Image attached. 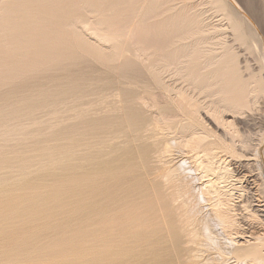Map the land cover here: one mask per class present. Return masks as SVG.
I'll return each instance as SVG.
<instances>
[{"label":"bare ground","instance_id":"6f19581e","mask_svg":"<svg viewBox=\"0 0 264 264\" xmlns=\"http://www.w3.org/2000/svg\"><path fill=\"white\" fill-rule=\"evenodd\" d=\"M109 1L113 2L112 0H109ZM109 1L108 0H0V141L2 139L7 138L9 134L12 135V133H13V135H15V131H17L15 136L19 135V133H20L19 131L21 129H24V128L26 131L21 130L22 131L21 136H24V139L22 137H20V135L17 136L16 138H15V136L13 137V136L9 135L10 136L9 138L12 137V138H15L16 140L14 139L13 140L14 142H13L12 138H11V140L8 138L7 140L9 142L8 143L4 142V143L7 144V146H8V144L12 141V143L17 145L19 142H21V140H20L21 138L24 141V140L28 139V136L30 134H32L33 138H35V139L37 138V140H38L39 135L35 134V131H37L36 128L39 129V127L41 125H44V123L47 122V121H45V118H44V116H45L44 111H47L46 116L48 118L51 117L50 119L46 118L49 121L51 120V123L53 122V120L56 122V118L58 120L59 115H60V118H62L60 113L61 112L64 113V111L68 112L67 110H71V114H73L72 110H73V112H75L74 119L70 118L71 120H75L76 119L75 117H77V116L79 117V119L82 118L81 116H82V114H84L85 110H83L81 108V105H79V104L77 105V103L79 101L77 103H75V102H76V100L80 99V96H82V100H83V96L84 95L86 96V94L90 93V90L86 86L88 85V83L91 82L90 76L91 77L93 76V78H94L95 75H92L93 73L90 74V76L89 75L85 76L83 74L84 75V80H83L84 83L81 82V80H79V78H78V80L80 81L79 83H83L84 85H85V77L89 78V79L87 78V80H88V82L86 83L87 85H85V86L83 85L84 87H86L88 89L89 92L86 93L87 89H85L86 90L84 92L85 94L83 93V95H81L80 91L82 93V91H83L82 87H79V84H77L78 83L77 77H80V76H77L80 73V72L78 73L79 70L76 71L78 73L77 75L75 73L76 69L74 70V72H71V73L75 74V75L72 74L73 76H75V77L77 76L75 79L77 82L76 81L73 82V80L70 81L67 78L68 76H69V78L71 76V73H68V71H67L68 76L65 74V76H67L66 77L67 79H65V76L63 75L64 79L60 78V79H55V81H53L55 77L58 78L60 76H58L56 74L58 76L57 77L55 74H51L53 76L55 75V77L52 78L53 82H51L50 81L51 79L48 78L51 83L47 80V82L45 84H47V83L48 84L53 83V84L50 86L46 85V86H48L46 88L44 83H43V80L45 78H47L48 75H47V77H46V75H44V77L37 76V74L43 73L42 69H40L39 73H38L37 68H36L37 65L38 64H39V66L41 65L43 68V71H44V69L48 66V61H49L50 66H52L50 62H54L55 65H57V69H54L55 67H52L53 70H51V71L59 70V69L62 70L61 68L66 64L65 59L61 57L62 52L64 54L65 52L67 53L69 51L71 54L72 53L75 54L73 51L76 49L75 52L78 51L77 54H79V52L81 50H82L81 52L83 53V49H81L79 47L80 44L82 45V47L86 51H87L86 48H89L88 49L89 55L85 50H84L83 54L80 52V55L82 54L81 56H84V54L86 55V53H87V57H85V59L90 58L88 56H91L90 54L93 52H94V54H96L97 51L103 52L104 49L100 46V45L103 46L102 43L96 44L94 42H90V41H88L89 37L87 36L88 38L86 40L85 39L86 35H85V37L83 35V34H86L87 32L93 31L94 28L98 33V34L93 33V34H95V37L99 36L98 38H100V37L102 38V39L101 38L100 39L92 38L95 40H99L98 42L104 41L107 43V41H108V43H109V41H112L115 39L113 37L117 36L120 38L121 36L124 37L127 35V39L129 40L130 38H132L134 43L132 42V40H131V42L135 45L136 39H137V37H135V36L138 34L140 35L141 30H140V33L139 32L137 33L135 31V30H137V28L136 27L134 28V26H131V29L128 28L127 29L128 31L127 30L126 31L132 35L121 34L120 32H118V30H122V29L124 30V28H126L125 26L128 25L127 24L128 21L130 19L135 20L137 18L136 14L137 15H138V13L140 14V12L144 11V9H145L144 16L142 15V13L140 16H142L144 20H146L148 18V21L143 22L142 20H140L144 24H141V22L139 23V24H141V27H142V25L144 26L143 27L144 35H143V33H141V35L138 36L143 40H141L140 43H138V41L136 43L137 47L139 48L138 50L140 52L138 51V53H136L137 49L135 50L133 48L134 46H132L133 44L130 41L129 42L132 45L131 46L128 45V47H130L132 50H135L134 51L135 56L139 55V53L141 54L142 53L141 51H143L145 54H148L147 58L151 59V60L148 61V59H147L148 62L145 61L146 62L145 65H147V63L150 65L151 68L148 67L149 68L148 71L150 69H152L153 72H151V71L150 72L153 74L151 75V73H148V71H143V72L144 73L147 72V74H149L151 76V79H152L153 75H154L153 80L159 79L161 77L160 75L164 76L165 73H166V76H168L167 72H169L170 73L169 75L172 74L173 76H175L177 78L179 77L181 79V80L179 79L181 81V82L180 81L179 82L181 83V85H183L180 88L181 91H182V88L184 89V82L186 84V81H188L187 82L188 85L190 84L189 87L192 86V88L198 92V94H197L198 97H199V94H203V95L205 94V96L210 98V101H209V99L206 97L208 99V101L210 102L208 104H210L211 107L214 108V110H212V111L215 114L216 113L219 114L218 112L220 110H223V109L228 110V112H227L228 114L230 111H232V114H233L236 111H239L241 108H242L243 113H244L243 106L245 104L244 107L246 108V105H247L246 104L247 98L245 95L246 94L245 88H246L247 92H249V93L252 92L251 95H254V99H256L257 96L259 97V95L255 96V94H253V92H257V94L262 92V88H261V85L259 84L258 80L263 81L264 79H261L260 74H258V76L260 77V79H259V77L257 76V72H256V74H254L252 71L251 72L249 71L250 74L252 73L253 75H256L258 79L252 80V78H255V77H253L252 74L251 75L247 74V75L251 76V80H250L249 76L248 77L246 76L247 80L249 78L248 81H254V82L253 83L251 82L252 84H251V86H249L250 84L247 81H244V82H247V85L243 86L244 82H243L242 78L245 76L243 74L242 75L243 77H241L239 74L241 72L238 71L239 64H240V62H239L240 59L238 60V58H239L238 56H240V55H238L239 52H236V50L234 48L236 46H233V45H237V44L231 43L232 45H230L229 43H227L228 41L225 38V36L227 35L225 31L231 29L232 31L230 30V32H233L232 34H233V38L235 39L234 41L239 42V44H238L239 47L244 46L247 48L246 50H251L250 51L251 54L254 51L255 55L257 54L258 47L260 48L259 37H258L259 35L257 34V31L253 27V25H254L253 22L241 13V10H240L241 8H239L240 6L237 5L238 3H235L236 0L235 1L234 0H232V1L231 0H210V4H209V1L206 0V1H208L206 3H208V6H209L208 9L210 11H211V8H213L212 10L216 11V12L212 11L213 13L215 12L216 15H217V13H218V15L220 13H222L223 14L222 19L227 20L228 24L226 26H229L230 29H227L225 26H224L225 29L222 28L223 26L219 28V29L222 28L223 30L217 29L218 27H216V26H218V25H216L215 23H213L214 26H211L210 23H212V22L209 19V18H211V15L208 18V16L206 15L207 11L205 12L203 9H202L203 11L199 9L201 6H203L205 0H203V3H201V1H200V3L202 5L200 7H198V9H197L195 4H191L192 2L194 3V1H192V2L190 1V3H189L188 2L189 0H151V1L147 0V2H149V3L146 6V2H145L146 8H144V6L141 7L143 5V2L142 3L140 2L141 4H139V2H138L140 9H139L138 5L135 4L136 6H138L136 8L133 4L134 7H131V6H129V7L136 8V9H134V11H133V9L129 8L131 11H128L129 9H127L126 13H124L122 15H119V13H120L119 11H121L119 9V5L117 4V6H118V7H116L118 10L117 11L116 8L115 9L113 8L116 5L111 6L112 4L110 5ZM175 1L176 2L178 1L177 3H175V4H177L176 6L174 4ZM179 2H181V3H179ZM119 3H121V2H119ZM178 3L180 4V6L178 5ZM128 5H130V4L128 3ZM78 6L80 8H81V6H82V8H84L83 11L81 8L82 12H84L86 10L87 13H89L90 15H94L95 17H97L96 19L94 17L95 20H94V22H92L93 16L92 17L89 16L92 20V21L91 20L90 21L93 23V26L95 24V27L92 26L93 30L89 29L90 31H88V30L84 31L86 33H84L82 31L83 29L85 30V26L87 27L88 25L90 26V28H92L91 25L89 24L91 22L85 20L84 25H83V21L80 22L84 26L83 29H81L82 26H80V28H78L79 26L77 25L78 26L77 28L79 29L77 31L76 23L77 24H79V23L77 22L78 20L75 21L76 18H73V16L81 15V14H79V13L76 14V12H79L80 9L78 11H77V9L76 10L74 9V11H73V8L74 7L78 8ZM197 6H199V5L197 4ZM210 6H211V8H210ZM121 8H124V7H121ZM125 8H127V7L125 6ZM203 8H205V7L203 6ZM137 9H139L140 11H138ZM209 10H208V14H213L212 12L209 13ZM72 11L75 13H73ZM81 11H80V13H81ZM132 11H133V13L136 11L134 13V15H133ZM123 12H125V10ZM71 14H73V16ZM74 14H76V15H74ZM132 15L136 18H131ZM205 15L207 16L206 19L208 22L205 21ZM140 16H139V18L142 19V17H140ZM158 17H161L163 19H161V21L159 22V21H157ZM71 18L75 19V20H73L72 23H71V21H72ZM139 18H138V20H139ZM77 19H79V18H77ZM153 19H154V21H153ZM87 20H89V19L87 18ZM150 20H152V21H150ZM212 20H213V17H212ZM225 20H223V21H225ZM204 21H205V23L210 22L208 24L210 26L206 25L204 23ZM74 22H76L75 26L72 25ZM85 24H87V25H85ZM120 24L122 26L125 24L126 25L121 29V28H119ZM147 24H148V26H147ZM218 24H220V22ZM67 25L68 26L70 25L69 27L73 26L70 29L67 27L69 29L68 30L69 32L74 31L73 29H76V31H77V32L75 31L76 35L74 34L73 37L75 40L77 38L78 42H80V43H77V44H79L78 46L76 45L77 41L75 43H74V41H73V43H68L69 40H70V42L72 40H74V39L71 40L69 38L71 36V34H73L74 32L68 33V35H67V31H66L67 28L65 27ZM89 26L87 28H89ZM96 26L99 27V29H98L99 31L97 30L98 27H96ZM122 26H120V27H122ZM138 28H140V25L138 26ZM140 29H142V28H140ZM81 31L83 32V34ZM223 31H224L225 35H224ZM134 32L137 33L136 35H134V37L136 39L133 37ZM63 34L67 35L68 38H67V36L65 37V35L63 36ZM149 34H151V36ZM59 35L60 36L62 35V37H60L62 39H59V37H58ZM90 35H92V33ZM129 35L131 36L130 38H129ZM75 36H76V38H75ZM64 37H65V40L63 39ZM73 37L71 36V38H73ZM82 37H84V38H82ZM90 37H92V36H90ZM117 37H116V39H118V40L116 41V39H115L112 42L116 41V43H117V42H119V40H121ZM104 38H105V40H104ZM109 38L110 39L113 38V39L109 40ZM125 38H122V42H121L122 46L121 45L119 47L117 46L118 49L120 48V51H119L120 54H121V47L123 49V47L127 43V41H126V43L123 44V42H125ZM106 39H107V41H106ZM60 40H64V41L67 40L68 42L66 41V45H65L63 43L64 41L61 42ZM47 43H49V44H47ZM57 43L58 44L63 43L62 44L63 47L61 45H60L61 46L60 47ZM54 44H55L54 48H57L56 46L60 47L59 49L57 48V50L55 49V51L53 50L56 53L55 54L56 57H57V53L59 52V50H60V52L62 51L61 53L59 52V55H60L59 58H55V60L58 61L60 65L56 64V63H58L56 61H52V60L50 61V59H51L50 56L52 57L54 55V52H52L53 47L52 46L50 47V45H54ZM67 44H68V48H70V49H71V47L74 46L73 44H75V46H77V47H75V49L73 47L71 49L72 50V52H71L70 49L69 50L65 49V48H67V47H65V46H67ZM70 44H72L71 47H70ZM117 44L119 45L120 42ZM46 45H49L48 46L49 48H47ZM110 45H106V46L108 47ZM115 45H113V43H112L111 46L114 47ZM61 48H62V50H61ZM130 48L128 49L129 51L124 50V52L128 51L127 52L128 54L130 52V54L132 55V58H133L134 55L132 53H134V52L131 50L132 51V53H131ZM236 48L238 49V47H236ZM256 48H257V50H256ZM111 49H112V52H110V50H108V51H106V55L104 54V52L103 53L99 52V53L104 54V56H106V58H108V61L111 59L113 60V58L116 59L115 57L117 55L116 54L117 50L113 49L112 47H111ZM125 49H127L126 46H125ZM89 50H91V51H89ZM114 50H116V52H113ZM56 51H58V52H56ZM258 52L261 53L260 51H258ZM66 53H65V55H66ZM70 53H67V54H69V56H70ZM144 53H142V54H144ZM50 54H52V55H50ZM77 54H75V55L77 56ZM94 54L92 57H94L96 60H99V61L101 59V62L104 63V65L112 64L114 67H120L119 64L118 65L114 64V60H113V63L112 62L110 63V62H107L106 61L107 59L105 58V61H106L105 62L102 54H101L102 57L100 54H98L97 57H99V55H100L99 59L96 58V55H94ZM130 54H129V56L126 54L127 57L131 58ZM80 55H78V56H80ZM257 55H259V54H257ZM118 56H120V55H118ZM135 56H134V59H137L138 57L136 56V58H135ZM142 57L140 55V58H138V59L142 60ZM257 57H259V56H257ZM260 57H261V55H260ZM260 57H259V59H260ZM17 58H20L21 60H23V59H26V60L25 61L16 60ZM60 58H62V60L64 59L63 61H65V62H62V63H64L63 66H61V63H60L61 59ZM73 58H75V57H73ZM73 58H70V59H73ZM81 58L84 59L83 57H81ZM81 58H78V59L75 58L74 61H77ZM130 58H127V59H130ZM52 59H54V57H52ZM67 59H69V57H67ZM120 59H122V57ZM120 59H119V61H120ZM92 60H94V59H92ZM140 60H139V62H140ZM145 60H146V56H145ZM6 61H8L7 64H6ZM117 61H118V57H117ZM259 61H261V60H259ZM84 62H86V61L84 60ZM88 62H89V60H88ZM97 63H98V61H97ZM118 63H121V61ZM125 63H126V61H125ZM125 63L123 60L122 64L124 65L123 66L124 69L121 66V70L123 69L122 70L123 72H124V70L126 71L127 68L130 70L133 68H137L136 66L138 64L137 63L134 65H131V63H129L130 66H134L133 68H130V66L127 65V63H128L127 62L126 63L127 68H125ZM143 63H144V60H143ZM43 64H45L44 66H46V64H47V66L44 68ZM68 65H69V63H68ZM76 65H78V64H76ZM60 66H61V68H59ZM240 66H241V64H240ZM65 68L67 70H69L67 67H65ZM75 68H78V67H75ZM138 68H141L142 70H147V69H145L146 67H144V69H143V67H141V66L139 67V65H138ZM11 69H13V71H12L13 75H11L12 73L9 74ZM18 69L20 70L19 74H18ZM46 69L48 70V68H46ZM66 69L62 70V72L64 71L63 73H65ZM86 69H88V68H86ZM241 69L242 68H240V70ZM108 70H110V69H108ZM121 70H120V73H121ZM142 70H140V71H142ZM69 71H71V69ZM72 71H73V69H72ZM123 72H122V75H123ZM46 73H48V72H46ZM140 73H142V72H140ZM147 74L145 73V75H147ZM9 75L14 76V77H10ZM34 75L37 76V79H38V77L40 79H43L41 82L43 84L39 83L40 85L44 86L43 87V86L39 85L40 87H43V88H40V87L38 88V85H37L38 89L36 88V90H32L36 86L35 85L32 89L29 88V89H31V91H28L27 90L28 88H26L27 91H23V89L20 91L18 89L20 94H18L16 92L17 90L14 91V88H13L12 91H14V92H10V94L3 96L4 95L2 92L3 87L5 86V83H7V81L10 78H12V79L13 78L23 79L22 77L27 76L29 78L24 79V81L25 80L27 81L31 77H34ZM109 75H110V73H109ZM109 75L106 74L107 77ZM119 75L121 76V74H119ZM149 75H148V77H150ZM172 75H171L172 79L170 78V76L167 77V79L168 78H170L171 80L175 79L172 77ZM106 76H104V77H105V81L107 84L103 80L104 77L103 78L101 76L100 77L102 78L101 80L104 81L105 86L106 85L108 86V82H107L108 79L106 80V78H107ZM110 76H109V79H110ZM115 76H116V74H115ZM115 76H113V77H115ZM166 76H164L163 79H165ZM81 77L83 78V76H81ZM96 77H99V76H95V78ZM100 77H99V79L97 78L98 79L97 82H95L96 79L95 80L93 79V81L95 83L93 81L92 82L94 84H97L98 82L100 83L101 82ZM124 77H126V79L129 78V76L127 77L126 74ZM140 77H142V76H140ZM120 78H123V77L121 76ZM135 78H137V77H135ZM115 79L116 78L112 79V82ZM124 79H120V80H124ZM148 79L150 80V78H148ZM183 79L186 81H184ZM31 80H30L31 83H33V85H34V81L32 78H31ZM137 80H140V79L137 78ZM137 80H134L136 84L138 82ZM145 80H147V79H145ZM159 80H158L159 83H161L162 79H159ZM171 80H167V81L170 82ZM244 80H245V78H244ZM28 81L25 83H28ZM108 81H111V80H108ZM129 81H127L125 83H128ZM147 81H145L146 86L150 84L151 80H150L149 84H146ZM156 81L157 80H155L154 82L152 81V82L155 83ZM164 81H166V80H164ZM164 81H162V82H164ZM167 81H166V83H169ZM177 81H178V79L176 80V86L179 85V82H177ZM11 82H13V81L11 80ZM11 82H10V84L12 85L14 82L13 83H11ZM21 82L22 81H20L18 83L17 88L19 87V84ZM25 83H24V85H22V83H21L20 84L21 87L22 86L25 87ZM31 83L29 82L28 84H31ZM118 83H119L118 80H117V82L110 83L112 85V86H109V87H111L110 90L113 89L112 87L114 84H117V85L122 84L124 86V84L121 83V81L119 84ZM132 83L133 84H131L130 87H126L125 90L130 88L133 91L135 89V87H134L135 83L133 81H132ZM139 83H141V81ZM159 83L158 84L155 83L156 85H158V86H156V87H158L157 88L158 90L160 88L159 86H161ZM174 83L170 82V86H167L168 84L164 85L165 83L164 84L162 83L164 86L163 85L161 86L160 89L161 90L163 89V90L162 91L160 90V91L163 92L164 89L166 88L167 92H166V90H165V92L167 94H169L168 93L169 91H172V92H170V94L176 93L177 90H175V89H177V88L170 90V88L173 87V86H171V84L174 85ZM14 84H17V83H14ZM35 84H37V83H35ZM128 84H130V82ZM262 84L264 87V83H262ZM101 85L102 84H98V86L100 88H101ZM142 85H141V87H142ZM31 86H32V84H31ZM91 86H93V87H89V88H91V89L96 88L97 89L96 92L98 94V91L100 89L96 87L97 85H95V87H94V85L91 84ZM114 86H116V85H114ZM125 86H126V84H125ZM149 86H147L148 90L151 89L150 93L152 92V94H150L148 91L149 96L148 95L146 96L147 91L145 93L142 92V93H144V95L142 93H139V95L134 94V93H137L138 89L140 92V90L143 88V87L142 88L139 87V85H138L139 88L136 85L137 90L135 89L136 92L134 90L133 91L134 93H132L131 90L129 89L130 91L127 90V91H129V93H127V91H126V93H127L126 94L125 90H123V92L125 93L124 94L125 98L127 99L126 100L127 102H125V104L126 103L128 104V106H127L128 109L126 108V106H123V107H125L124 108L125 110H124L123 107L121 106V108L117 109V110H120V111L124 110L125 112H127V115L129 116V113L133 114V113H137V111L139 112L140 109L137 110L139 108V105H143V107H145L144 105L148 104V105H151L150 109H148V111L153 112L152 110H154V114H157V112L155 113V108L153 106L158 107L159 111H160V107H162V105H163L162 101H158V99L160 100V97H158V95H160L162 97L163 96H169V95H162L165 92L161 93L160 91H159L160 92V94H159L158 90L156 89L157 90L156 92L158 93V94H156V96L158 98L157 99L156 96H153L154 92L152 91V89H153L152 86H151V88H149ZM165 86H167V87H165ZM248 86L250 87L249 89H247ZM24 87H22V88H24ZM121 87H119V88L121 89ZM187 87H186V89L183 90L184 92L187 89H189ZM79 88L81 90L78 93L77 91L79 90ZM116 88H117V86L114 89L116 90ZM144 88H146V87H144ZM167 88L169 89V91ZM76 89H78V90L76 91ZM95 90L94 91L92 90L91 93H93V94L96 93ZM117 90H118V92H117ZM117 90H116V92L119 93V91H120L121 96H117L118 94H116L115 91L113 92V90H112V92L116 94V95L114 94L116 97L114 96V98H113V103L116 104V106L113 104V106H115L114 109L116 107L118 108L120 106V104L122 103L120 101H122V99L124 100V97H123L121 100H119V102H118V100L115 101L116 98L119 99V97L124 96L123 93L121 92L122 89L119 90L117 88ZM142 90H144V89H142ZM190 90H189V92H190ZM259 90H260V92H259ZM181 91H178L177 93H179ZM99 92L102 93V94L99 93L102 96H104L106 94L105 92H102L101 90ZM106 92H109V90L107 89ZM112 92H111V94H112ZM184 92L183 93L181 92L179 94L176 93L177 98H175V99H177V100H175V101H178V105H177L178 108L174 109V110L177 113L182 112V111L185 112L187 114L186 117L188 119V116H189L188 114H191L189 116V118H191V116H193L197 112H199V114H200V111H196L197 110L196 105L201 103V104H203V105H201V106H203L201 108H204L206 105V103H205L206 100L204 102L205 105H204V103H202L204 98L201 100L200 103L196 102L199 100H195V102H196V104H195V102L192 101L193 99H195V98H192L194 96V94L192 95V97L190 96V98H192V99H189L187 97V93H184ZM189 92H188V94H190ZM192 93H194V92H192ZM76 94H77V97L80 94V96L78 97L79 99H77V97L75 96ZM97 94H96V97H97ZM111 94H109V97L112 96ZM141 94H142V96H141ZM263 94H264V92H263ZM205 96H203V97H205ZM262 96H264V95H262ZM86 97L88 100V95ZM86 97H85V99H86ZM89 97H91V96H89ZM93 97H95V94ZM148 97H151V98L149 99ZM195 97H196V93H195ZM251 97L253 98V96H251ZM108 98L105 102L107 104H109L108 105V107H109L112 102H110L111 100L109 101ZM164 98L161 100L165 101L168 97H166L165 99ZM170 98H171V95H170ZM170 98H168V99L170 100ZM96 99L98 100V97ZM96 99H93V100H96ZM109 99H112V98H109ZM186 99H188L189 102L191 100V102H194L195 105L189 104L186 101ZM196 99H198V98L196 97ZM93 100L91 98L90 102H92ZM99 100H101V98ZM99 100H98V102H99ZM103 100H101V101L103 102ZM132 100H134V101H132ZM149 100L152 102H150ZM169 100H167V102H166L168 105L165 103L166 104L165 106H167V107L170 105L169 102L171 100L170 101ZM101 101H100V103H101ZM107 101H109V102H107ZM114 101L118 102L120 104L117 106V103H115ZM164 101H163V103H164ZM42 102H45L44 104L47 103V105H45L47 108L44 106V108H46L47 110L44 109V111H43V110H41V107H43V106L39 107L42 104ZM80 102H81V99H80ZM85 102L82 101L81 103L83 104ZM93 102L95 103V101H93ZM105 102H103V104L101 103V106L104 107ZM148 102H150V104ZM174 102L172 100L171 104H174ZM256 102H257V100H256ZM133 103H134V105L136 104V106H138V108L136 106H134V107L132 106L133 110H131L130 109L131 104H133ZM175 103H177V102H175ZM38 104H40V105L38 106ZM95 104H98V106H99L98 108H100L99 103H95ZM107 104H105V108H106ZM249 104H251V103H248L247 108H249ZM91 105H93V104H91ZM121 105H123V103ZM37 107L40 108V110L43 111L44 113L41 114L42 112L40 110H38ZM82 107H83V105H82ZM86 107H85V109H86ZM93 107L91 106L89 108V105H88V108H87L88 110L85 113L87 114V112H88L89 115H90V113H93V114H95L94 116L97 115L98 118L97 117L94 118L91 116L93 119L91 118L92 120L90 119L91 121H89L88 118L90 116L85 115V116H87V117L89 116V117L88 118L86 117L87 119L85 121H83V125L81 128H79L75 124V122L77 123L78 120L77 121L75 120V122L74 121L70 122V119H68L70 115L66 114V116H68V117H64L65 114H63V113H62V115H63L62 119L63 120L65 119V121L60 119L62 122L59 120V123H63V122L64 123L63 124H55V122H54L55 125H58L59 128L60 127L62 128V129L60 128L61 131H59L60 129H58V131H55V129L57 130L56 126H54L56 128H54L52 126L48 127V125H51V123H49V121L46 123V124L49 123L46 127L50 128L52 131L50 132V129H48L49 131L47 132V130H46L45 132L47 134H50V136L52 135L51 140H49V141H52L53 143L52 142L49 143L48 140H46L45 143L46 142L49 143V146L52 148L51 152L53 155H54L53 148L56 149L58 147V149H59L58 143L61 145V143H60L61 141L59 139L55 138V136L56 137L65 136L64 137L65 139L63 138V140H65V141H62V143L63 142L72 143V146H71V144H65V143H63V144H65L66 146L70 145L71 148L72 147H73V149L75 148L76 151H78L77 149L82 148V147L86 148L85 141L88 140L87 138L89 136L90 137L92 136V138H93V136H94V138H96V136L97 137L99 136L101 131H98V129H101V125L105 126L106 123L104 125L103 122L108 121L107 119H109L110 117L107 114H105L106 116L104 115V113H103L104 108L101 107V109H103V110H101L103 114L101 112L100 113L103 116H101L102 118L101 117L99 118L98 114H96L97 112L95 111L97 109V107H94L95 108L94 112H96V113L93 112ZM163 107H164V105H163ZM172 107L173 106L171 105V107H168V108H172ZM198 107H199V105H198ZM36 108H37L38 112H37ZM110 108L109 109L111 111H113L112 106H110ZM151 108H153V109L151 110ZM164 108L162 109V111L164 110ZM206 108H207V106H206ZM206 108H205V111L207 110ZM209 108H210V106H209ZM213 108H210V109H213ZM250 109H251V107H250ZM242 110H240V111H242ZM35 111H36V114L41 112L40 113L41 116L40 115H38V116L39 117L43 116L42 121L37 119L38 116L35 117ZM89 111H90V113H89ZM124 111L120 112L121 115H123ZM143 111L148 112L147 108ZM143 111H141L142 113L141 112H139V113H141L143 115ZM162 111L159 114H157L158 116H157V118L155 117L156 119L153 118L154 122H152L151 119H148V121L150 120L151 122L149 123L148 121H146V124L149 123L146 126L144 125L145 124L144 120L147 119L148 117L143 120V117L140 115L142 117L140 119L143 120L144 124L142 122L138 121L139 120V118H137L138 116L133 117L134 115L133 116L130 115V117H129V119L133 117L131 120L132 122L129 120L131 122V124H129V125L131 126L132 129H135L137 132V131H141L143 128H144V130H146L145 128L149 127V129H152V131L156 135V137H155L156 142L158 141L157 138H160V140L165 138L164 139L165 141L162 140L161 143L157 142V143L150 144V141L147 139L149 141V143H148L149 146H147L148 145L147 144V145H145L147 147H144V145L142 146L143 143H141L142 147L139 145L140 146V148H139V146H138L139 142L137 143L138 138L134 137L132 139H136L135 141L137 143V147L136 146L135 147L139 148V149L133 148L134 146L132 147V143H130L131 144L130 147H129V145H128V147L126 145V147H124V148L122 147V149L117 150L115 147L116 143H115V145L113 144L114 146L111 144H109V146H106L107 144L103 142L106 140V138L105 139L103 138V140H101L103 142L102 144H101V142L100 143L96 142V144L100 145V146L98 145L99 146L98 151H99V148H101V145L103 146L99 152L93 151V149H94L93 146L96 145V144H94L95 143L94 142L93 144L90 145L91 148L93 147L92 150H90V151H93L95 153L89 152V151H85L86 153H84V150H83L84 155L81 152L83 156L80 155L81 153H79L78 156L82 157V159H81L82 162H80V160H78V158H77V161H75L76 163L78 161L80 162V165H79V163H77V165L79 167H76L77 165L74 164L75 162H73L76 159L77 155L74 156L75 159L73 161L70 160V158H69L71 164H69V162L64 161L67 159H62L61 161H59L60 162L58 164L59 166H61L60 164L67 166V168L62 167L63 170L65 169L64 172H66V175H64V173L61 171L62 168H59V166L57 165V162H58L57 160L59 159V156H60L59 155L60 153L58 151V155H57L58 159H56L57 162L54 163V165L56 164L55 166H58V170H55L53 172V169H52V173H55L57 171H61L63 173L64 177H63V175H61L60 172H58V173H60L61 178L59 176V178H60L59 179L57 177V175L53 174L57 178V180H54L55 177L52 176V174H48V176L50 175V181L54 177L52 182H47V181H49V180H47L49 178L47 177V179H46V175H45L48 173V171H47L49 168L48 166H51V165L47 164V162L49 163L48 159H47L48 161L45 160V161H47V162H45L46 165H48L47 170H46L47 173L43 169L46 167L44 161H42V162L40 161V162L44 163L43 165H45V166L43 168H38V169L34 168L35 167L34 165H36V163L39 162L37 159H36V161H38V162L35 163V161H34V164L31 163L32 162L31 152L33 150H37L35 152L34 151L32 152V154L35 155V156L33 155L34 158L35 157L37 158V155H38L37 152L42 147V146L38 145V146H40V148L39 147L36 148V145L32 143L33 145H35L34 146L35 149L33 147V148H31L33 150L30 149L27 152V153H29L31 151L29 157L27 156L28 154L25 153L26 154L25 159H24L25 161H24V165L22 167L26 166L28 168V166L32 164L33 165L32 168H34L35 170L39 171L40 169H42V171L45 172V173H42V171H40L42 174L45 175V178L42 176L40 179L35 178V180H34L33 178L35 176L34 175L35 173L33 174L34 176L32 177V175H29L30 171L28 170L29 172H27L28 173L27 176H30V179H33V180H29V179L25 180V175L22 176L20 174V176H22V178L24 177L23 179L25 181L21 179V181H23L21 183L18 180L20 184L18 183V184L14 185V183H16V180H15V182L12 184L14 186L11 185L12 182L8 183V184H10V186H9L4 182L6 180L8 181V179L4 180V178L3 179L1 178V177H4L5 175L0 174V203H1V205L5 204L3 201H6V199H7V201L11 200V202H12V200H13L14 203H17L16 200H18V199H15V197L13 196L16 194V189H17V187L15 188L16 185H18V187H20L21 189H24V186H27V187H25L26 189L23 190L24 193L26 190H31V191L37 190L38 193H41L40 190H42V192H43V188H44V192H45V188H47V187L49 188V190L50 189L53 190V188H55V187L57 188V186L58 187L59 186L64 187V185L66 184V181L71 183V185L73 184V186L75 188H76V186L79 187V189L77 188V193H74V195L70 194L71 197L74 198L73 201H71L72 203L75 201V197L77 196L76 202L74 204V207H75V205H76V207H75V209L73 207L72 210L75 214L77 211H79V213H78L79 217L78 218H80L81 227H83V226L86 227V229L89 230L88 233H90V235L94 236V238L96 237L95 240L90 238V240L94 241V242H92V243H94V247L92 246L93 244L91 243V246L93 247L94 252H93V250L89 249L90 247L88 246L89 248H85L86 254L83 253L85 251H83L84 245L82 243L83 249L82 248L78 249V250H81V252H79V251L76 252L75 251L76 249H75L74 251L76 252V255L75 254L73 256L71 255V257H70V254H72L74 251L69 252L70 254H68V253L66 254L65 252L67 250L66 251L64 250L63 253H65L67 255V257H65L64 255L62 257H64L65 259L64 258L60 259L59 258L60 255L57 252L56 255H59L57 257L61 260V262H59V260H55L54 264H56V261L58 264H60V263H62V264H87V262H88V264H90L91 262H92V264H93V262L96 264H264V187H262L263 184L260 185V184H257V182L252 181V179L250 180V178L252 176L249 177L248 174H246V173L244 174V173L240 172L237 168L233 167L234 165H236V163H234V161H239V159L233 160V158L236 159L235 156H238V155L240 156V153L238 151V148H239L238 146H241L240 149L242 147H246V148L248 147L247 149L244 148L245 150L252 148V147H249L250 144L246 140V138H249V137H247L245 135V138H244V133L242 134V132L239 131L240 128H237L238 125L236 126V124H238V123H236V121H237L236 116L237 115L234 116L235 114H233L234 118L232 117V119L229 120V119H226L227 117L224 118V116H225L224 114L222 115L223 117L220 114H219V116L215 117V116H212L213 114L206 113V114L202 115L203 119L200 118L201 120H203V121L200 120L201 123H200V121H199V123H196L199 120V118L197 119V116H199V115H196V118L194 117V119H192V120L197 119V121L195 123H194V121L192 123H188L191 120L190 119V120L186 121L189 125H187V123L185 122L187 126L185 125L184 128H183V125L181 126L182 128H180V126H178L177 128H179L181 130L178 129L179 133L178 132L177 133L181 134V136L177 137V133H176V134H174V136L176 135L174 137L173 135L168 133L169 131L171 132V130L168 131V129L169 128L171 129L172 127H170V125L174 126L172 123H175L177 120H179V118L177 117L176 118L177 120L176 121L174 120L175 122L174 121L172 122V119L170 120V118L176 117L175 114H172L173 113L172 109H171L172 112L169 110L168 112L164 113V111H163V113H162ZM205 111L203 110V113ZM206 112H209V111L207 110ZM105 113L109 114V110H108V112H105ZM192 113H194V114H192ZM220 113L222 114V112H220ZM240 113H239V115H240ZM93 114H91V115H93ZM125 114L126 113H124V115ZM207 114H209V116L211 115L212 118H210ZM115 115L117 116V114H115ZM115 115L113 114L111 116L115 117ZM145 115L148 116L149 114H145ZM177 115L180 116L181 114H177ZM183 115H182V117H183ZM241 115H242V113H241ZM107 116H108V118H107ZM126 116H125V118L128 119ZM151 116H149V117H151ZM154 116H156V115H153V117ZM230 116H231V114H230ZM24 117L25 118L27 117L28 118V119L26 118L27 120H29V118L32 120L37 119V121H39V122L41 121L43 124L38 122V124H40V125L35 128V126L33 127V124L34 125H37V124L32 121L33 124H30L31 127L27 126V129H26V126L23 125L24 128H22L23 123L20 124V122L26 121L24 119ZM52 117L55 119L52 120ZM72 117H73V115H72ZM66 118H67L68 122H70V123L67 122V124H65V122L67 121ZM123 118H121V122L123 120H125V118L124 119ZM214 118H217V119L214 120ZM133 119H134V121H133ZM100 120L103 122L101 123ZM109 120L112 121V122H109L110 124L112 123L111 124L112 126L116 125L113 128L118 127V128H116L117 130L119 129V130L124 131V133L122 131H119V130H118V132L116 131L117 132V133L115 132V134H117L116 136L114 133H112L115 137H117L119 134L117 139H119L120 136L122 137L121 134L126 135L125 134L126 131L124 130V128L122 126L126 127L127 125H125V124L130 123V122H128L126 120L127 123H125L123 125V122H122V124H121V122L119 123V121H120L119 119H118L119 120L118 123H116V124H115V119H112V120L109 119ZM168 120L171 121V124L168 122ZM216 120H219L218 122H220V123H217ZM37 121H35V122H37ZM182 121H183V119H182ZM184 121H185V119H184ZM178 122L181 123V121H178ZM28 123H27V125H29ZM56 123H58V122H56ZM109 123H107V124L109 125ZM113 123H114V125H113ZM168 123L170 125H167ZM180 123H178V124H180ZM118 124L122 125V126H119ZM111 125H109L108 127L112 128ZM20 126H21V129H20ZM99 126H100V128H99ZM103 126H102V128H103ZM168 126H169V128H168ZM174 127L176 128V126H174ZM207 127H209V129ZM105 128H107V127H104V129ZM201 128H204V129H201ZM18 129H19V131H18ZM104 129H102V130H104ZM149 129L147 131L151 132V130H149ZM106 130L109 131L111 129H105L104 131H102L103 133H105V135L101 134L103 137H105L106 134H108V133H106ZM113 130H115V129H112V131ZM126 130L128 131V129H126ZM166 130H167V135L170 134L171 137L165 136ZM202 130H204V131H202ZM40 131H41V129H40ZM160 131L164 132L163 134H162V132L160 133L161 136L159 135ZM200 131H202V132H200ZM136 132H135V134L137 135L138 132L137 133ZM144 132H146V131H144ZM41 133L42 132H40L39 134H41ZM130 133H132V136L135 135V134H133V132L129 131V133H127V134H129L130 136L129 135L125 136L126 142H128L127 136L132 137ZM42 134H44V133H42ZM112 134L110 133L107 136L108 137L110 136L112 139L113 138ZM144 134H145V136H144V138H145L146 134H148V132L144 133ZM149 134H151V133H149ZM33 135L37 136V137H34ZM124 135H123V138H124ZM44 136L45 135H43L42 137L40 136L41 140L39 139L40 141L39 140L38 141L42 143L44 141L43 140ZM50 136L47 135V138ZM25 137H26V139H25ZM52 137H53V140H52ZM136 137H138V136H136ZM151 137H149V139ZM212 137L213 138L215 137V140H213ZM17 139H19L20 141L18 140L19 142H16ZM55 139H56V141L57 140L59 141L57 143V145L54 144L56 142V141H54ZM114 139H116V138H114ZM141 139L142 138H140V140ZM30 140H31V138H30ZM37 140H35V141H37ZM142 140H144V139H142ZM151 140H153V139H151ZM26 141H24L25 144L22 142L19 143V146L21 144V146H20L21 152H22V148L24 151V147H28V146H26V145H28V143ZM96 141H98V140H96ZM99 141H100V138H99ZM118 141L121 142V140H118ZM124 141L125 140L122 139V142H123L122 145L124 144ZM130 141L131 140H129V142ZM145 141H146V139H145ZM31 142H32V140H31ZM89 142L91 143V138H90ZM140 142H144V141H140ZM153 142H155V140H153ZM0 143L3 144V142H0ZM38 143H36V144H38ZM90 143H88V144H90ZM108 143H111V142H108ZM1 144H0V151H2L1 150L2 147H5L6 148V149H4V153H5L6 152L5 150H7V147L5 144L4 145H1ZM14 144L10 143L9 144L10 146H8V149H10V147H13ZM22 144H24L25 146H23ZM46 144H44V145H46ZM50 144L51 145L54 144L57 147H52ZM81 144H83V145L80 147ZM144 144H146V143H144ZM44 145L41 149L42 150L41 152H43V150H45V151L48 150V148H47V150L43 149L45 147ZM62 145L60 147H62ZM120 145H117V147ZM133 145H136V144L134 143ZM30 146H32V145H30ZM47 146H48V144H47ZM70 146H67V147L70 148ZM16 147H17L16 149L11 148V149H13L12 151L10 149L11 154L14 151V149L16 151L19 148L18 145ZM77 147H79V148H77ZM88 147H89V145H87V149H88ZM131 147L133 150L130 149ZM70 149H68V150L70 151ZM89 149H90V147H89ZM25 150H27V149H25ZM95 150H97V147L95 148ZM48 151L45 152V154H42L41 152H39V156H40V154L46 155L48 153ZM61 151L63 154V150H61ZM65 151H67V148L64 150V152ZM71 151H73V150L71 149ZM173 151H174V153H173ZM8 152H9V150H7L6 155L10 154ZM56 152H55V155L57 154ZM175 152H176V154L177 153L180 154L178 156H180L181 160H177L179 162L175 163V161H176L175 159H178V158H175L174 159L175 161L173 160L174 161L173 163H175V164L171 165L172 162H169V160H171V158H173L172 156L175 154ZM19 153L20 152H18V155H19ZM73 153H70V154H73ZM171 153H173L172 156L169 155ZM224 153L231 154L228 156V157L232 156V157H230V159L232 158L231 161H227V160L225 161L223 156H225L227 154H224ZM14 154H16V153H14ZM22 154H23V152L20 153L21 158L23 156ZM52 154H51V156H52ZM70 154H67V155L69 157H71ZM115 154H117V156ZM4 155L2 156V158L7 157ZM48 155L50 158V153ZM110 155L116 156V157L111 158ZM242 155L243 154H241L240 158L242 157ZM10 156H12V155H10ZM15 156H13V158L11 157V159L6 158L7 160L5 159V161H8V160L12 161ZM33 156H32V158H33ZM109 156H110V158H109ZM168 156H171V158L169 159ZM18 157L20 158V156H18ZM99 157H101V159H99ZM103 157H106V159L102 160ZM46 158H48V157H45V159ZM54 158H56V156H54L53 158L51 157V159L53 161L50 160V164H51V161L55 162ZM63 158H67V156L63 157ZM244 158H245V156H244ZM15 159L17 160V157ZM153 160H155V162L158 164L155 168H153L154 166L152 167V165H156V163ZM3 161H4V159H3ZM13 161H15V160H13ZM13 161H12L13 167L15 166L14 164L18 165L17 161H16V163H14ZM21 162H22V160L19 163H21ZM153 162H154V164H153ZM151 163H152V165H151ZM6 164H7V162L4 163V167L8 166L7 168H9V165L11 163L7 164V165ZM21 164H23V162ZM72 164H74V165H72ZM1 165H3V164H2L1 159H0V169L2 168ZM43 165H41V166H43ZM19 166H20V164H19ZM36 166H38V165H36ZM73 166L78 170L74 169ZM38 167H40V166H38ZM53 168H55V167H53ZM88 168H90V169H88ZM5 169L6 168H3V170H5ZM10 169H11V167L9 168V170ZM34 169H32L33 172H35ZM140 169L141 170L144 169V173H143V171L140 173L139 172ZM9 170L8 169H7V171L5 170L6 171L5 174ZM16 170L15 171L12 170L14 172V174L17 172ZM13 172H10V173H12V177L14 176V178H15V175L17 173L14 175ZM0 173H4V172L0 171ZM49 173H51V172L49 171ZM58 173H56V174H58ZM38 174L41 175L40 173H38ZM7 175L10 176L9 174H6L7 178H8ZM20 176L18 178H20ZM45 180H47V181H45ZM9 181H10V179H9ZM12 181H13V178H12ZM21 184H23V188H22ZM65 186L67 187L66 192L67 193L70 192L69 189L72 186L69 185L70 188L67 186V184ZM20 188L17 189V191L20 190ZM64 188H62V189H64ZM58 190L59 189L57 188L56 191L58 192ZM64 190H66V188ZM14 191H15V193H14ZM60 191H62V190L60 189ZM46 192H48V191H46ZM57 192L54 191V194L56 195ZM66 192H64V193L62 192V193L65 194ZM73 192H75L74 189H73ZM43 193H42V195H45ZM48 193H51V192H48ZM52 193H53V191H52ZM7 194H12V195L9 197ZM18 194L20 195V193H18ZM32 194H30V195H32ZM60 194H61V192L59 193L58 199H56L57 197H55L53 194H51V196L53 195L55 197V199L59 201L60 198L63 196L62 194L60 196ZM250 194L253 196V198H255V199L257 198V200L255 201L257 203L255 205H253L254 203L252 204V202L247 199V197ZM19 195H16V196H19ZM21 195L25 196V194H21ZM26 195H27V193H26ZM34 195H35V193H34ZM66 195L69 196V193ZM40 196H38V197H40ZM47 196H49V195L46 194L45 197H47ZM17 198L21 199V196L17 197ZM40 198H42V200H43V197H40ZM51 198H53V197H51ZM72 198H70V199H72ZM20 199L18 200L19 202H20ZM25 199H26V197H25ZM35 199L30 203L31 205L34 203ZM38 199H36V200H38ZM44 199H46V198H44ZM65 199H67V198H65ZM70 199L67 201H63L64 200V198H63V200H62L63 203L64 202L68 203L67 204L68 208H69L68 205L72 204V203H70ZM245 199L248 201H246ZM249 199H250V197H249ZM52 200H54V198ZM23 201H24V199L21 200V202L25 206L27 204L28 208L25 207L24 205H21V202L18 203L21 205V208L18 207V205H17L18 208L15 207V205L10 206V208L13 207V213H10V214L12 215L14 213H17L18 216L20 215L19 217L20 218L22 217L21 219H23L25 221V222H22V220H18L20 218H18L17 219L18 221H17V220H15L16 218L14 217L15 214L12 215V217L15 218L14 219L15 223L18 222V225H20L21 224L20 221H21L22 224L23 223L24 224H23V226H21V230L23 228V231L20 230L22 232V234L18 232V229H20L19 228L20 226L19 227H17L18 225L14 226L15 223L12 225V227L17 228V232L21 235L19 238L17 237L18 235L17 236L14 235L15 237H17L16 241L14 242V239H13L14 237H13V238H11V239H13V241L11 240V244H8V245L4 244L5 246H8V248L3 249L5 246H3V248H2L4 251L8 250L7 253H5L6 255L9 256V253L12 255V256L10 255L11 257H8L10 259L13 257L16 259L18 256H21L23 254L24 250L26 249L25 247L29 248V247L36 246L37 243H35V242H37L38 238L39 237L41 238L42 236L40 233H38V234H37V232L35 233L34 232V231H36L35 229L38 228L39 232H40L42 229H44L45 226L47 227L48 223H49V222H47V225L41 224L40 222H42V220H44V218L41 217V214H39L40 218L37 217V214H35L36 212L34 210L35 206L29 208L28 203L31 200L28 201V199H27V201H25V203ZM42 202L41 203L38 202V203H40V205L43 206ZM59 202H61V200ZM35 203H37V202H35ZM50 203H52V201ZM50 203L47 201V203H45V204L49 205ZM54 203L56 206L54 205ZM57 204H58L57 201L54 200L53 203L51 205H49V207L50 206H52V207L48 208V206H47V208H46L47 210L48 209L49 210L55 209L54 212H56V214L52 213L54 216L55 215L57 216V210H58V208L56 209V207L58 206ZM62 204H60V206ZM10 205H12V204H10ZM34 205H36V207H37V204H34ZM40 205H38V207H40ZM22 206H24V207H22ZM60 206H59V208H60ZM72 206H73V204H72ZM6 207H8V205ZM61 207H64V206L62 205ZM67 207L65 204V208H62V210H63L62 217H64L65 223L72 222V221H70L71 219L68 221L69 217H71L70 212H69L70 216L68 215L67 216L68 219H66L65 215L68 212L67 211L68 209L66 210ZM3 208H5L4 205H3ZM24 208H27V209H24ZM6 209H7V211H9L8 208H5V210ZM40 209H41V207H40ZM64 209L67 211V212L65 211L66 212L65 214H64ZM41 210H43V207ZM47 210H46V212H47ZM60 210H61V208H60ZM74 210H77V211H74ZM0 211L2 212V210H0ZM51 211L52 210H50V213H51ZM69 211H71V210H69ZM9 212H11V211H9ZM58 212H61V211L58 210ZM5 213L7 214L6 211H5ZM47 213H49V212H47ZM59 215H60V213H59ZM59 215L57 217H59ZM15 216H17V215H15ZM45 216L47 217L48 214ZM76 216H75V218H76ZM0 217H1L0 219L3 218L2 216H0ZM72 217L74 218L73 215H72ZM6 218H7V216L3 220H6ZM10 218H9V220H10L9 223L11 221H13V218H12V220ZM55 218H53V219L56 221ZM47 219H51V215L48 216ZM6 221H8V220H6ZM49 221H51V220H49ZM52 221L50 222L49 226H51ZM57 221H59V220H57ZM57 221H56V223H57ZM62 221H63V219H62ZM76 221L77 220H75V222ZM59 222L62 224L61 221H59ZM10 224H9V226H8V223L6 225L5 221H4V226L1 224L0 225L3 226L2 228H5V225L10 227ZM61 224H59L60 228H62L64 225V224H62V227H61ZM77 224L78 223H76V225ZM71 225L72 224H70V226ZM73 225L75 226V228H78L80 226V225L76 226L75 224H73ZM65 226H66V224H65ZM70 226H69V228H70L69 233L75 232L74 227H73L74 230L72 229L73 231H71ZM65 228L69 231V229L67 227H65ZM79 228L76 230H79ZM33 229H34V231H32ZM56 229H57V224H56ZM2 230H5V229H2ZM46 230H47V228L45 230H42V231L44 232ZM49 230L51 231V229H49ZM52 230H54V229L52 228ZM62 230L65 231V233H66L65 229H62ZM55 231H57L56 232L57 234H55V232H54V234L58 235L60 230H55ZM3 232H2V234H3ZM9 232L10 231L8 230L7 234H9V236L12 237L11 235L15 231L11 232L12 233L11 235ZM47 232H49V231H47ZM76 232H78V231H76ZM76 232L73 235H76ZM85 232L86 231L84 230V234H85ZM18 233L15 232V234H18ZM52 233H53V231H52ZM80 234L82 235L81 232H80ZM80 234H78V235L81 236ZM59 235H61V234L59 233ZM59 235L56 237L59 238ZM87 235L88 234H86V236ZM7 236H6V239H7ZM9 236H8V239L10 238ZM45 236H47V235H45ZM48 236H50L49 233H48ZM48 236H47L48 240L50 238H52V237L49 238ZM69 236H72V235H69ZM86 236H81V237L86 238ZM92 236H90V237H92ZM0 237H2V235H0ZM3 238H2V240L5 239V238L4 239ZM53 238H52V240H53ZM64 238H65V236H64ZM68 238L70 239V237H67V240H69ZM74 238H73V240H74ZM6 239H5V241H6ZM54 240H56V238ZM58 240H56V241H58ZM65 240L66 239H63V241H65ZM73 240H71V241H73ZM8 241H10V240H8ZM39 241H38V244L45 246L42 243L45 241L42 240V242H41L42 244ZM50 241H51V239H50ZM74 241L77 242V240H74ZM87 241L89 242V240H87ZM87 241L82 240L81 242H87ZM59 242H61V241H59ZM88 242H87V244H88ZM33 243H35L36 245L34 244V246H33ZM55 243L56 242L54 241L53 244H55ZM64 243L66 244L69 242L65 241ZM77 243H79V241ZM77 243H76L77 246L75 244L74 245L76 247H79L78 245H81V243L80 244H77ZM29 244L30 245L32 244V246H29ZM1 245H2V243H1ZM57 245L55 247L56 250H57V247H59V245L58 246ZM61 245H62V243H60V248L63 246L62 247V249H63L64 245H62V246ZM70 246L66 245L65 247L66 248L68 247L69 249L72 248V250H73L74 246L73 245H72V247H70ZM76 247H74V248H76ZM85 247H86V244H85ZM36 248L38 249L37 246H36ZM46 248H48V245ZM32 249H34L33 251L37 250V249L35 250V248H32ZM39 249L40 250H38V251H40V254H41V249L43 250V248L40 247ZM62 249L59 251L61 252ZM87 249H88V251H87ZM27 250H29V249H26V251ZM46 250H48V249H46ZM89 250L93 252V255L90 254L92 252L88 253ZM26 251H25L26 254L28 252L30 253L29 255L27 254V256L32 255L31 257H29L31 259L28 258L29 260H32V261H30V263L32 262V264H33V261H34V264H35L39 260H41V262H39V264L44 262V260H42V259H37V261H35L36 257L38 258L40 256V255L37 256V254L39 253L38 251H37L38 252L37 254L35 253L36 256H35L34 260L32 259V257H33L32 253L33 252L31 251L32 252L31 253L30 251H28V252H26ZM48 252H50V251L48 250ZM54 252L56 253V251H54ZM46 253L47 252H45L43 255H45ZM51 253H48V255ZM55 253H53V254L55 255ZM63 253H61V255ZM79 253H82L80 256H82L83 254L84 255L89 254L87 256L89 259L87 261H85L86 259H84V258H86V257L84 255L82 257H80ZM0 254H1V250H0ZM3 254L4 253L1 254L0 260L4 256ZM26 254H24V255L26 256ZM51 255H49V256L51 257ZM25 256L22 255V257H25ZM27 256L25 257L26 259H27ZM46 256H47V254H46ZM89 256H91L92 258ZM5 257L6 256L3 257L4 261L6 260ZM44 257L45 256H43V258ZM19 258H20V261H21V259L24 260V258H21V257H19ZM19 258H17L16 260L18 261ZM48 258L49 257L47 256V259ZM15 259H12V260L15 261ZM44 259H46V258H44ZM51 259H54V258H51ZM62 260H64V261L62 262ZM13 261L10 260L9 263L10 264H14V263L18 264L20 262V261H18V262L15 261L13 263ZM28 261H26V264L27 263L29 264ZM47 261H49V263H50V258ZM9 263H7V264H9ZM51 263H52V260H51ZM5 264H6V261H5ZM19 264H23V262L19 263Z\"/></svg>","mask_w":264,"mask_h":264},{"label":"rangeland","instance_id":"374dc122","mask_svg":"<svg viewBox=\"0 0 264 264\" xmlns=\"http://www.w3.org/2000/svg\"><path fill=\"white\" fill-rule=\"evenodd\" d=\"M108 1H109V0H108ZM112 1H113L114 3L111 2V1H109V2H110V5L112 4L111 6L116 5L115 7H113L114 9H115L116 7H118L117 4L119 5V9L121 10V11H119V12H120L119 15H122V14L126 13V10L129 9V8H131V7H134V6H135V7L137 8V7L139 6V4H141L142 2H143V5H142L141 7L144 6V8H146L147 4L149 3V2H147V0H146V1H145V0H121V1H120V0H112ZM116 1H117V2H116ZM150 1H151V0H150ZM190 1H191V2L194 1V3L192 2L191 4H195L196 7H197V9H198V7H200V6L202 5L201 3H203V0H189L188 2L190 3ZM200 1H201V3H200ZM208 1H209V4H210V0H208ZM208 1L205 0V1H204V4H205L206 2H208ZM231 1H232V0H231ZM234 1H235V0H234ZM119 2H121V3H119ZM124 2H125V3H124ZM127 2H128L130 5H128ZM138 2H139V4H138ZM140 2H141V3H140ZM145 2H146V6H145ZM177 2H178V1H177ZM177 2L175 1L174 4L177 3ZM197 2H198V3H197ZM115 3H116V4H115ZM126 3H127V4H126ZM179 3H181V2H179ZM179 3H178V5L180 6ZM199 3H200V4H199ZM235 3H238L237 5L240 6L239 8H241V9H240V10H241V13H242L244 16H246L247 18H249V19L253 22V24H254L253 27L255 28V30L257 31V34L259 35L258 37H259V46H260V48L258 47V51L261 52V53H259V52L257 51V54H259V55H257V54L255 55L254 51H253L254 54H253V53L251 54V52H250L251 50H246L247 48L244 47V46H243V47H239V46H238L239 42L234 41L235 39L233 38V34H232L233 32H230L231 29L229 28V26H226V25L228 24L227 20L222 19V18H223V14H222V13H220L219 15H218V13H217V15H216V14H215L216 11H215V10H212L213 8H211L212 5L210 6L211 11L208 9V7H209V6H208V3H206L205 5L203 4V6H204L205 8H203V6H201L202 8L200 7L199 9H200V10L203 9L205 12L207 11V12H206V13H207L206 15L208 16V18H209L210 15H211V18H209V19L211 20V22H212V23L209 22L211 26H214L213 23H215L216 25H218V26L215 25L216 27H218L217 29H219V28L222 27V26H223V27H222L223 29H225V27H226L227 29H230V30H226V31L224 30V31L226 32V34H227V35L225 36V38H226V40L228 41L227 43H229L230 45H232L233 43H234V44H235V43L237 44V45H233V46L238 47V49H237L236 47H234V48H235L236 52H239L238 55H240V56H238V57H239L238 60L240 59L239 62H240V64H241V66H240V64H239L238 71L241 72V73H239L241 77H243V76H242L243 74H244V76H245V77L242 78L243 82H244V81H247V82L250 84V85H249V84H248V85L251 86V84H252L254 81H248L249 78H248V80H247V78H246V76L248 77L249 75L252 74V73L250 74L251 71H252L254 74H256V72H257V76H258V74H260L261 79H264V74H263V73H264V72H263V71H264V0H236ZM121 4H122V5H121ZM123 4H124V5H123ZM131 4H132V5H131ZM133 4H134V6H133ZM135 4L138 5V6H136ZM172 4H173V3H172ZM174 4H173V5H174ZM197 4H198L199 6H197ZM176 5H177V4H175V6H176ZM195 5H194V6H195ZM206 5H207V6H206ZM79 6H80V5H79ZM79 6H78V8H77V7H76V8L74 7V8H73V11H74V9H75V10L77 9V11L80 9V11H81L82 6H81V8H80ZM125 6H126L127 8H125ZM129 6H131V7H129ZM179 6H178V7H179ZM121 7H124V8H121ZM136 8H131V9H133V11H134V9H136ZM83 9H84V8H82V11H83ZM139 9H140V6H139ZM139 9H137V10L140 11ZM205 9H206V10H205ZM207 9L209 10V13H211L212 11H215L214 13L212 12L214 15H213V14H208V10H207ZM116 10H117V8H116ZM124 10H125V12H123ZM137 10H136V11H137ZM203 10H202V11H203ZM243 10H244V11H243ZM73 11H72V12H73ZM80 11H79V12H76V14L79 13V14H81V15H76V14H74V15H76V16H73V14H71V15L73 16V18H76V20L73 19V18H71V19H72L71 23L73 22V20H75V21L78 20L77 22H78L79 24H77L76 22H74V23L72 24L73 26H75V23H76V28H77L78 26H79L78 28H80V26H82L81 29H83V27H84L83 25H84V23H85V20H86V21H90V20H91L90 17H92V16H93V17H92V20H93V21L91 20L92 22H94V20L97 18V17H95L94 15H90L89 13H87L86 10H85L84 12L81 11V13H80ZM117 11H118V10H117ZM128 11H131V10L129 9ZM133 11H132V13H133ZM136 11H135V12H136ZM138 11H137V12H138ZM242 11H243V12H242ZM72 12H71V13H72ZM135 12H134V13H135ZM143 12H144V13H143ZM217 12H218V11H217ZM73 13H75V12H73ZM82 13H83V14H82ZM134 13H133V15H134ZM141 13H142V15L144 16V14H145V9H144V11H141L140 14H139V13H138V15L136 14V17H137V18L134 17V16L132 15L131 18H136V19H135V20H134V19H130V20L128 21V23H127L128 25L125 24L126 26H125V25L122 26V25L120 24V26H122V27L119 26V28L122 29L124 26H125L126 28H124V30H123V29H122V30H118V32H120L121 34H130L129 32H127V31H128L127 29H128V28L131 29V26H134V28H135V27L137 28V30H135L137 33H138V32L140 33V30H141V33H143V27H144V26L142 25V27H141V24H144L143 22H145V21L147 22V21H148V18H147L146 20H144L143 17L140 16ZM249 14H250V15H249ZM206 15H205V21H207V19H206L207 16H206ZM72 16H71V17H72ZM80 16H81V17H80ZM89 16H90V17H89ZM139 16L142 17V19H140ZM85 17H86V18H85ZM94 17H95V19H94ZM212 17H213V20H212ZM77 18H79V19H77ZM84 18H85V19H84ZM87 18H88L89 20H87ZM138 18H139V20H138ZM215 18H216V19H215ZM224 18H225V17H224ZM161 19H163V18L158 17V20H157V21L160 22ZM209 19H208V20H209ZM79 20H80V21H79ZM140 20H142L143 22L140 21ZM210 20H209V21H210ZM220 20H221V21H220ZM223 20H225V21H223ZM81 21H83V25H82V23H80ZM91 21H90V22H91ZM133 21H134V22H133ZM150 21H152V20H150ZM153 21H154V19H153ZM205 21H204V23H205ZM92 22L89 23V24L91 25V27L93 26V23H92ZM140 22H141V24H139ZM207 22H208V21H207ZM207 22L205 23L206 25L209 24V23H207ZM216 22H217V23H216ZM219 22H220V24H218ZM224 22H225V23H224ZM86 23H87V22H86ZM80 24H81V25H80ZM151 24H152V23H151ZM77 25H78V26H77ZM85 25H87V24H85ZM139 25H140V28H142V29L138 28ZM149 25H150V24H149ZM210 25H208V26H210ZM219 25H220V26H219ZM69 26H70V25H69ZM69 26L67 25V26H65V27H66V28L68 27L69 29H70L71 27H73V26H71V27H69ZM88 26H89V25H88ZM88 26H87V27H88ZM147 26H148V24H147ZM224 26H225V27H224ZM87 27L85 26V30L83 29L82 31L84 32V31H86V30H88V31L93 30V27H95V24H94V26H93L92 28H90V26H89V28H87ZM96 27H98V26H96ZM145 27H146V26H145ZM68 28L66 29V31H67V35H68V33H72V32H74L73 34H71V36L73 37V35L75 34L76 29H73L74 31L69 32V31H68V30H69ZM78 28H77V31L79 30ZM222 28L219 29V30H223ZM81 29H80V30H81ZM89 29H90V30H89ZM98 29H99V27L97 28V30H98ZM126 30H127V31H126ZM214 30H215V29H214ZM66 31H65V32H66ZM77 31H76V32H77ZM82 31H81V32H82ZM98 31H99V30H98ZM100 31H101V30H100ZM123 31H124V32L126 31V32L124 33ZM224 31H223V33H224ZM231 31H232V30H231ZM83 32H82V34H83ZM102 32H103V31H102ZM122 32H123V33H122ZM136 32L133 33V37H134V35L137 34ZM84 33H86V32H84ZM91 33H92V35H90ZM93 33L98 34L97 31L95 30V28H94L93 31L87 32L86 34H83V35H84V37H85V35H86V37H85L86 40H87V38L89 37V40H88V41H90V42H94V43H96V44H98V43H102L103 46H102V45H100V46L104 49L103 52H104L105 55H106V51H108V50H110V52H112L111 47H112L113 49H116V50H117V53H116L117 55H116V57H115L116 59L113 58V60H114V64H116V65L119 64L120 67H114L112 64H106V63H105L106 65H104V63L101 62V59H100V61H99V60H96L94 57H92L93 54H94V52H93V53L90 52V53H91V54H90L91 56H88V57H90V58H86V59H87V60H86L85 57H87V53H88V55H89V52H88V49H89V48H86V47H85V48L87 49V51H86V50L82 47V45L80 44L79 47H80L81 49H83V53H84V50H85L87 53H86V55L84 54V56H81V55L83 54V53L81 52V51H82V50H81L80 52H81L82 54L80 55V52H79V54H77L78 51L75 52V50H76L75 47H77V46L79 45V44H77V43H80V42H78L76 36H75L76 40L74 39V37L71 38V36H70L69 38H70L71 40H72V39H74V40H72V41L70 42V40L68 39L69 42H68L67 40H66V41H67L68 43H73V41H74V43H75V42L77 41V42H76V45H77V46H75V44H73V45H74L73 47H74V49H75L73 52H74L75 54H77V56H76L75 54H73V53L71 54L69 51H68L67 53H70V56H69V54H67L66 52H65V53H66V55H65V53L63 54V52L61 51V52H62V54H61L62 56H61V57L65 59L66 64L64 65V63H62V62H65V61H63L64 59L62 60V58H60V59H61V62H60V63H61V66L64 65V66L67 67L69 70L71 69V71L67 70L64 66H63L62 68H61V66H60L59 68H61L62 70H65V69H66L65 73H63L64 71L62 72V70H60V69H59L60 71H59V70L51 71V70H53L52 67H55L54 69H57V65H55L54 62H50L51 65H52V66H50L49 61H48V66H47V64H46L47 67L44 66L45 64H43V67H44V68H45V67L48 68V70L45 68L47 71H46L45 69H44V71H43L42 66L40 65V66H41V67H40L39 64H38L37 67H36L38 73H39V70H40V69H42V72H43V73H42V74L39 73L41 76H40L39 74H37V76H39V77H44V75H46V77H47V75H48L47 78H45V79L43 80V79H40V78L38 77V79H37V76L34 75V77H31V78L33 79V81H34V85H33V83H31V81H32L31 78L28 79L29 81L27 80L28 83L30 82V83L32 84V86H31V84L25 83V82H27V81H26V80L24 81V79H25V78H29V77H27V76H26V77H25V76H24V77L21 76L23 79H21V78H13V79H14V80H13L12 78H10L14 83H17V84H14V83L11 82V80L9 79L10 81L8 80L7 83H5V86L3 87V90H2V92H3V94H4L3 96H6V95L10 94V92H14V91H16V90H17L16 92H17L18 94H20V93H19V90L21 91L22 89H23V91H27V90H28V91H31V89H32L35 85H36V86H35L34 89H32V90H36L37 85H38V88H39L40 86H43V85H40V84H39V83L42 82V80H43V83H44L45 87L47 88L48 86H50V85L53 84V83H52V84H48V83L45 84V83L47 82V80L49 81L48 78L51 79V80H50L51 82L55 81V79H60V78H63V79H64L63 75L65 76V74H66V75L68 76V73L74 72V70L76 69V70H75L76 75L80 72L79 75H77V76H80V77H77V76H76V77H77V81H78L77 84H79V87H82V90H83L82 93H81V91H80V90H81L80 88H79V90L76 89V91L78 90V91H77L78 93H79V91H80V94L83 95V93L86 91L85 89L88 88V89L90 90V93H88L89 91H88V89H87V92H86V93H88V94H86V96L88 95V100H89V101L87 100V97H86L85 95L83 96V100H82V96H80V94L78 95V97L80 96L81 102H82V101H83V102L86 101V102H85L86 104H85V103L82 104V103L80 102V99L77 97V94H76L75 96H76L77 99H79V100H76L75 103H77V102L79 101V102L77 103V105H78V104L81 105V108H82L83 110H85V112L88 110V109H87V108H88V105H89V108H90L91 106H92V107H93V106H94V107H97L98 110H97V109L95 110L97 113L94 112V109H95L94 107H93V112L96 113V114H98L99 118H100L101 116H103V115H102L103 113H104V115L107 114V115L110 117L109 119H111V120H112V119H115V124H116V123H118L119 120H120V121H119V123H120V122H121V118H123V117L125 118V116L127 115V112L124 111V110H125V109H124L125 107H123V106H126V108L128 109V107H127L128 104H127V103L125 104V102H127V101H126L127 99L125 98V95H124V94H125L126 91L129 90L130 88H128L127 90H125V88H126V87H130V85L133 84L132 81L135 83L134 80H137V78L140 79V80H137V81H138L137 84L135 83V85H134L135 89L137 90L138 85H139V87H141V85L143 84V85H142L143 88H142V87H141V88L144 89L145 91L141 89L140 92H139V89H138L137 93H134L133 91H134L135 89L133 88V89H134L133 91H132V89H130L131 92L134 93V94H138V95H139V93H142V92L145 93V92L147 91V92H146V96H147V95H148V91H149V93H150V90H151V89L148 90V87H147V86L150 85L149 88H151V86H152V88H153V89H152V91L154 92V93H153V96H156V94H158V93L160 94V92L163 90V89H162V90L160 89L161 86H162L164 83H165L164 85L168 84L167 86H170V82H171V83H172V82H173V83L175 82V83H174L175 86L171 84V86H173V87H171V88L169 87L170 90H173V89L177 88V89H175V90H177L176 93H177L178 91H181L180 88L183 86V85H181V83H180V82H181V81H180L181 79H180L179 77L177 78V77H175V76H173V75L171 74L172 77L175 78V79L171 80L172 78H171V75H169V74H170L169 72H167V73H168V74H167L168 76H166V73L164 72V73H165L164 76H166L165 79H163V77H164L163 75H160L161 77L163 76L162 78H161V77L159 78V79H162V80H161V83H159V81H160L159 79H155V80H157V81L159 80L158 82L156 81L155 83H156V84L159 83V84L161 85V86H159V87H160L159 90L157 89L158 87H156V86H158V85H156L155 83H153V82L155 81V80H153V78H154L153 76H154V75L152 76V79H151V76H150L149 74H147V72H145V73L147 74V75H145V73H144L143 71H148V69H149L148 67H150V65H149L148 63H147V65H145L146 62H148L149 60H151V59H148V58H147L148 54H145L143 51H141V52L144 53V54H142V53L140 54V53H139V55H136V56H137L138 58H140V55H141V57L143 56V57H142V60H140V59H138V58H137L138 60H137V59H134V56H135V52H134V51H135L136 49H137V50H136V53H138V51H139V50H138L139 48L137 47L136 43H137V41H138V43H140L141 40H143V39H141L140 37H138V36L141 35V33H140V35L138 34V35L135 36V37H137V39L134 37V38L136 39V43H135L136 46L133 44V43H134L133 39L130 38V37H131L130 35H132V34L129 35V38H130L129 40L127 39V35L124 36V37L121 36L120 38L116 36L117 38L121 39V40H119L120 44L118 45L117 43H119V42L116 43V41L118 40V39H116V37H113V38L116 39L115 42H112V41L115 40V39L112 40L113 38H112V39L109 38V40H112V41H109V43H108V41H107V39H106V41H107V43H108V44H107V43L104 42V41H100V42H98L99 40L92 39V38H98V37H99V36H98V37H95V34H93ZM115 34H116V33H115ZM64 35H65V34H63V36H64ZM67 35H65V37H66ZM69 35H70V34H69ZM75 35H76V34H75ZM143 35H144V33H143ZM149 35L151 36V34H149ZM224 35H225V33H224ZM87 36H88V37H87ZM90 36H92V37H90ZM93 36H94V37H93ZM96 36H97V35H96ZM58 37H59V39H62V38H60V37H62V35H61V36L59 35ZM65 37L63 38L64 40H65ZM84 37H82V38H84ZM125 37H126V38H125ZM142 37H143V36H142ZM223 37H224V36H223ZM67 38H68V36H67ZM100 38H101V37H100ZM100 38H98V39H100ZM122 38H125V42H123V44H125L126 41H127L128 44H127V43H126L127 45L125 44V46L127 47V49H125V46L123 47V49H122V47H121V54H122V55H121L120 52H119V51H120V48L118 49L117 46L119 47V46L121 45ZM143 38H144V37H143ZM225 38H224V39H225ZM101 39H102V38H101ZM64 40H60V41L63 42ZM104 40H105V38H104ZM131 40H132L133 43L131 42ZM66 41L63 42L65 45H66ZM129 41H130L133 45H132ZM233 41H234V42H233ZM261 42H262V43H261ZM63 43H61V44H58V43H57V44H58L59 46L61 45V46L63 47V45H62ZM112 43H113V45H115V44H116V45L113 47V46H111ZM114 43H115V44H114ZM231 43H232V44H231ZM47 44H49V43H47ZM55 44H56V43H55ZM55 44H54V45H50V47H51V46L53 47V48H52V52H54L55 49L57 50V48L59 49V48L61 47V46H60V47H59V46H56L57 48H54V47H55ZM110 44H111V45H110ZM65 45H64V46H65ZM71 45H72V44H70V47H71ZM106 45H110V46H108L110 49H109ZM128 45H129V46H131V45L134 46L133 48H134L135 50H132L130 47H128ZM138 45H139V44H138ZM46 46H47V48H49V47H48L49 45H46ZM121 46H122V45H121ZM65 47H67V48H65V49H67V50L70 49V48H68V44H67V46H65ZM73 47H71V49H72ZM136 47H137V48H136ZM129 48H130V51L132 50V51L134 52V53H132V51H131V53L134 55L133 58H132V55H131L130 52H129V54H130V56H131L132 59H131L130 57H127V55L129 56V54L127 53V52L129 51V50H128ZM71 49H70V51L72 52ZM78 49H79V48H78ZM78 49H77V50H78ZM105 49H106V50H105ZM259 49H260V50H259ZM53 50H54V51H53ZM61 50H62V48H61ZM116 50H114L113 52H116ZM124 50H128V51H127V52H126V51L124 52ZM237 50H238V51H237ZM256 50H257V48H256ZM89 51H91V50H89ZM56 52H58V51H56ZM59 52H60V50H59ZM59 52L57 53V57H56V55H55L56 53L54 52V55L52 56V57H54V59H52V57L50 56V58H51L50 61H51V60H52V61H56L55 58H59V56H60V55H59ZM61 52H60V53H61ZM99 52H102V51H99ZM99 52L97 51L96 54H94V55H96V58H98V59L100 58V55L103 53V52H102V53H99ZM139 52H140V51H139ZM255 52H256V51H255ZM107 53H108V52H107ZM118 53H119V54H118ZM52 54H53V53H52ZM52 54H50V55H52ZM98 54H100L99 57H97ZM104 54H102V55H103V57H104L103 59H104V61H105L106 56H104ZM126 54H127V55H126ZM71 55H72V56H71ZM78 55H80V56H78ZM102 55H101V57H102ZM118 55H120V56L122 57V59H120L121 57L118 56ZM260 55H261V57H260ZM64 56H65V57H64ZM123 56H124V57H123ZM136 56H135V58H136ZM145 56H146V60H145ZM257 56H259L260 59H259V57H257ZM67 57H69V59H67ZM73 57H75V58H77V59L83 57L84 59L81 58L82 60L79 59L80 61L77 60V59H76L77 61H74L75 58H73ZM91 57H92V58H91ZM117 57H118V61H117ZM240 57H241V58H240ZM70 58H73V59H70ZM124 58H125V59H124ZM127 58H130V59H127ZM257 58H258V59H257ZM92 59H94L95 61L92 60ZM103 59H102V60H103ZM106 59H107V60H106L107 62H110V63L112 62V63H113V60H112L111 58H110V59H111L112 61H111V60L108 61V58H106ZM119 59H120L121 63H118V62H120ZM147 59H148V61H147ZM16 60H21V59H20V58H17ZM25 60H26V59H23V60H21V61H25ZM71 60H72V61H71ZM84 60H85L86 62H84ZM88 60H89L90 63L88 62ZM115 60H116V61H115ZM123 60H124V63H125V61H126V63L128 62V63H127L128 66H130L129 63H131V65H134V64H137V63H138L137 66H136L137 68H133L134 66H130V68H133V69H134V70H133V69L130 70V69H128V68L126 67V63H125V68H127V70H126V71L124 70V72H123V71H122V70L124 69V67H123L124 65L122 64V63H123ZM139 60H140V62H139ZM143 60H144V63H143ZM259 60H261V61H259ZM78 61H79V62H78ZM97 61H98V63H97ZM104 61H103V62H104ZM106 61H105V62H106ZM145 61H146V62H145ZM18 62H19V61H18ZM56 62H58V61H56ZM75 62H76V63H75ZM260 62H261V63H260ZM262 62H263V63H262ZM7 63H8V61H6V64H7ZM46 63H47V62H46ZM68 63H69L70 66L68 65ZM70 63H71V64L73 63V64L71 65ZM56 64H59V62L56 63ZM76 64H78V65H76ZM79 64H80V65H79ZM90 64H91V65H90ZM92 64H93V65H92ZM96 64H97V65H96ZM100 64H101V65H100ZM59 65H60V64H59ZM111 65H112V66H111ZM116 65H115V66H116ZM138 65H139V67H140V66L143 67V69H144V67H146L145 69H147V70H142L141 68H138ZM148 65H149V66H148ZM261 65H262V66H261ZM79 66H80V67H79ZM86 66H87V67H86ZM121 66L123 67L122 70H121ZM70 67H71V68H70ZM72 67H73V68H72ZM75 67H78L79 69H78V68H75ZM85 67L88 68V69H86ZM91 67H92V68H91ZM100 67H101V68H100ZM38 68H39V69H38ZM49 68H50V69H49ZM107 68L110 69V70H108ZM114 68H115V69H114ZM116 68H117V69H116ZM119 68H120V69H119ZM150 68H151V67H150ZM240 68H242V69H241L242 71L240 70ZM243 68H244V69H243ZM72 69H73V71H72ZM80 69H81V70H80ZM97 69H98V70H97ZM113 69H114V70H113ZM248 69H249V70H248ZM77 70H79L78 73L76 72ZM115 70H116V71H115ZM118 70H119V71H118ZM120 70H121V73H120ZM132 70H133V71H132ZM138 70H139V71L142 70V71H140V72H142V73H140ZM254 70H255V71H254ZM9 71H10V70H9ZM12 71H13V69H11V71L9 72V74L12 73L11 75H13V72H12ZM45 71L48 72V73H46ZM49 71H50V72H49ZM67 71H68V73H67ZM98 71H99V72H98ZM102 71H103V72H102ZM131 71H132V72H131ZM150 71L153 72V70L150 69V70L148 71V73H151ZM249 71H250V72H249ZM44 72H45L46 74H45ZM116 72H117V73H116ZM122 72H123V75H124V76H125V74H126L127 77L129 76V78H127L128 80L126 79V77H124V76L122 75ZM242 72H243V73H242ZM246 72H247V73H246ZM19 73H20V70L18 69V74H19ZM88 73H89V74H88ZM92 73H93V74H92ZM109 73H110L111 76L109 75ZM134 73H135V74H134ZM143 73H144V74H143ZM261 73H262V74H261ZM51 74H55V75L57 74V75L60 76V77H58V76L56 75V76L58 77V78H56L55 75L53 76V75H51ZM59 74H60V75H59ZM61 74H62V75H61ZM72 74H73V73H71V76H70V78L72 77L71 79L69 78V76H68V77L65 76V79L68 78L70 81L73 80V82H75V81H76V80H75L76 77L73 76V75H75V74H73V75H72ZM83 74H84L85 76H88V75L90 76V74H92V75L99 76V77L101 76L102 78H103L104 76H106V74H107V75L110 76V79H109V76H108V77L106 76V77H107L106 80L108 79V80H111V81H108V80H107V82H108V86L106 85V86H107V87H106V86H105V83H106V81H105V77H104V79H103V80L105 81V83H104L103 80H101L102 78L100 77V80H101L102 83H101V82H100V83L98 82L97 84H94L95 82H97V80L99 79V77H96V78H95V76H94V78H93V76H92V77L90 76L91 82L89 81L90 83H88V85H87L86 83L88 82V80H87L88 77H85V85H87V86H86L87 88H86V87H84L85 85L83 84V83H84V81H83V80H84V75H83ZM115 74H116V76H115ZM119 74H121V76H122L123 78H120L121 76H120ZM141 74H142V75H141ZM152 74H153V73H151V75H152ZM162 74H163V73H162ZM245 74H246V75H245ZM247 74H249V75H247ZM11 75H9V76H10V77H14V76H11ZM69 75H70V74H69ZM112 75L115 76V77H113ZM118 75H119L120 77H119ZM136 75H137V76H136ZM139 75L142 76V77H140ZM143 75H144V76H143ZM148 75H149L150 77H148ZM61 76H62V77H61ZM81 76H83V78H82ZM169 76H170L171 79H170V78L167 79V77H169ZM252 76L256 78V79H255V78H252V80H257V79H258L256 75H253V74H252ZM19 77H20V76H19ZM54 77H55V78H54ZM66 77H67V78H66ZM135 77H137V78H135ZM139 77H140V78H139ZM145 77H146V78H145ZM249 77H250V80H251V76H249ZM258 77H259V76H258ZM52 78H54L53 81H52ZM73 78H74V79H73ZM78 78H79V80H81V82H83V83H79L80 81L78 80ZM80 78H81V79H80ZM97 78H98V79H97ZM111 78H112V79L116 78V79L113 80V82H112V79H111ZM124 78H125V79H124ZM133 78H134V79H133ZM148 78H150L151 82H152V81H153V82L151 83L150 80H149ZM155 78H156V77H155ZM244 78H245V80H244ZM16 79H17V80H16ZM19 79H20V80H19ZM88 79H89V78H88ZM93 79H94V80L96 79V81L94 82ZM120 79H124V80H120ZM145 79H147L148 81L145 80ZM177 79H178L177 82L180 81L178 86H176V80H177ZM179 79H180V80H179ZM259 79H260V77H259ZM30 80H31V81H30ZM39 80H40V81H39ZM100 80H99V81H100ZM117 80H118L119 83H120V81H121V83L124 84V86H123L122 84H120L124 89H123L120 85L114 84V85L117 86V88H118L119 90L122 89L121 92H122L123 95H124V96H122V97H119V99H117V98H116V100L114 99L115 101L118 100V102H119V100H121V99L124 97V100H125V101H124L123 99H122V101H120V102L123 103V105H121L122 103L120 104V103L114 101L115 103H117V106L120 104V106H119L118 108H117V107L115 108L116 110H117V109H120L121 106L123 107L124 110H121V111H120V110H117V111H116V110L114 109V107L116 106V104L113 103V98H114V96H115L116 94H118L117 96H121V93H120V91H119L120 94L117 93V92H118L117 88H116V90H117V92H116V90L114 89L116 86L113 85V87H112V88H113V89H112L113 92L115 91L116 94L113 93L112 90H110L111 87H109V86H112L110 83L117 82ZM129 80H130V81H129ZM164 80H166V81H167V80H171V81H170V82L167 81V82H169V83H166V81H164ZM183 80H184V79H183ZM183 80H182V81H183ZM15 81H16V82H15ZM18 81H19V82L22 81V82H21L22 85H24V83H25V87L22 86V87H24V88H22L21 85H20L21 83H20V84H19V87H20V88H19V87L17 88V85H18V83H19ZM50 81H49V82H50ZM77 81H76V82H77ZM92 81H93L94 83H93ZM122 81H123V82H122ZM127 81H129L130 84H128L129 82H128V83H125V82H127ZM140 81H141V83H139ZM145 81H147L146 84H149V82H150V84L146 86V85H145ZM162 81H164V82H162ZM184 81H186V80H184ZM184 81H183V82H184ZM258 81H259V84L261 85L262 92H260V90H261V89H260V90H259L260 93L257 94V92H253V94H255V96H256V95H259V97L257 96V98H258L259 100H258L257 98L254 99V95H251L252 92H251V93L247 92V90H246V88H245V91H246V94H245V95H246V98H247V103H246V104H247V105H246V108L244 107L245 104H244V106H243L244 113H243L242 108L240 109V110H242V111L239 110V111L242 113V115H241V113H240L239 111H236L235 113H233V114H235L234 116L237 115V116H236V117H237V118H236V120H237L236 123H238V124H236V126L238 125L237 128H240L239 131L242 132V134L244 133V138H245V135H246L247 137H249V138H246V140H247L248 143L250 144L249 147H252L251 149L249 148L248 150H245V149H244V148H246V147H242L244 150H243L242 148H241V149H242V150H241V149H240L241 146H238V147H239V148H238V151H239V153H240V156H241V154H243V155H242L241 158H240L239 155H238V156H235L236 159L233 158V160H237V159H239V161H234V163H236V165H234L233 167L237 168L240 172H242V173H244V174H245V173L248 174L249 177L252 176V177L250 178V180L252 179V181L257 182V184H260V185L263 184L262 187H264V96H262V95H264V94H263V92H264V91H263V90H264L263 88H264V87H263V84H262V83H264V80H263V81H262V80H258ZM261 81H262V82H261ZM10 82L13 83V84H12L13 86L10 84ZM23 82H24V83H23ZM51 82H50V83H51ZM187 82H188V81H186V84H185V82H184V89H186L187 86H188L187 88H189V89L186 90L187 92H186V91L184 92V91H183L184 89L182 88V91H181L182 93H183V92H184V93H187V97H188L189 99L195 98V99L192 100V101H194V102H195V100H199V101H196L197 103H200L201 100H202L203 98H204V99H203V102H202V103H204L205 100H206V102H205L206 105H205V103H204V105H205L204 108H201V107H203V106H201V105H203V104H201V103L196 105V106H197V110H196V111H200V114H199V112H197L196 114L192 113V114H194V115L191 116V118H189V116H190L191 114H188L189 116H188V119H187V117H186L187 114H186L185 112L182 111L183 113H182V112H178V113H177V112L174 110V109H177V108H178V106H177V105H178V101H175V100H177V99H175V98H177V97H176L177 94H179V93H181V92H179V93H177V94H176V93H172V94H170V92H172V91H169V89L167 88L168 91H169V92H168L169 94H167V93H166L167 90H166V88H165V87H167V86L164 87L165 89H164V91H163V92H165V90H166V92H165L166 94L163 93V92H161V93H163L162 95H169V96H163V97H162V96L158 95V97H160V100H159V99L157 98V96H156V98L158 99V101H162V104L164 105L165 108H164L163 105H162V107H160V111H159V108H158V107L153 106V107L155 108V113L157 112V114H159V113L162 111L163 108H164V110H163L164 113H165V112H168L169 110L171 111V109H172V111H173L172 114H175L176 117H175V118L173 117L174 119H173V118H170V120L172 119V122H173L174 120H175V121L177 120V119H176L177 117L179 118V120H177L176 122L174 121L175 123H172L174 126H176V128H177L178 126H180V128H182V127H181L182 125H183V128H184L185 125H186V123H187L186 121H187V120H190V119H191V120H190L188 123H192L193 121H194V123H195V122L197 121V119L199 118V120L196 122V123H199V121L201 120L200 118H202V115H203V114H206V113L213 114L212 116H215V117L219 116V114H220L221 116L224 114V115H225L224 118L227 117L226 119H229V120H231L232 117L234 118V116H233V114H232V111H230L231 113L229 112V114H228V113H227L228 110H224V109H223V110H220V111L218 112L219 114L216 113V114H217V115H216V114L212 111V110H214V108L211 107L210 104H208V103H210V102H209V101H210V98L207 97V96H205V94H204V95H203V94H199V97H198V95H197L198 92L195 91V90L192 88V86L189 87L190 84L188 85ZM247 82H244L245 84L243 83V86L247 85ZM251 82H252V83H251ZM35 83H37V84H35ZM43 83H41V84H43ZM54 83H55V82H54ZM119 83H118V84H119ZM138 83H139V84H138ZM162 83H163V84H162ZM91 84L94 85V87H95V85H97L96 87L99 88L102 92H105L106 94H105L104 96L100 95V94H102V93L99 92V91H100L99 89H98L99 91H98V94H97V92H96L97 89H96V88H95L96 90H95V89H91V88H89V87H93V86H91ZM98 84H102V85H101V88L99 87L100 85L98 86ZM106 84H107V83H106ZM109 84H110V85H109ZM125 84H126V86H125ZM140 84H141V85H140ZM182 84H183V83H182ZM39 85H40V86H39ZM46 85H48V86H46ZM83 85H84V86H83ZM128 85H129V86H128ZM136 85H137V87H136ZM164 85H163V86H164ZM186 85H187V86H186ZM15 86H16V87H15ZM30 86H31V87H30ZM249 86L247 87V89L250 88ZM9 87H10V88H9ZM43 87H44V86H43ZM43 87H40V88H43ZM83 87H84V88H83ZM119 87H121V89H120ZM139 87H138V88H139ZM144 87H146V88H144ZM13 88H14V91H12ZM16 88H17V89H16ZM26 88H28V89L26 90ZM29 88H31V89H29ZM38 88H37V89H38ZM106 88L109 90V92H106V90H107ZM131 88H132V87H131ZM178 88H179L180 90H179ZM5 89H6V90H5ZM18 89H19V90H18ZM102 89H103V90H102ZM156 89L158 90V93L156 92V91H157ZM190 89H191V90H190ZM4 90H5V91H4ZM92 90H93V91L95 90L96 93H94V94H95V97H96V94H97L98 100H99L100 98H101V100L104 99L103 102H105V101L107 100V98L109 97V94H111V92H112L111 95H112L113 97L110 96L109 98H112V99H109V98H108V100H109V101L111 100L110 102H112V103H111L110 106H112V110H113L114 112L110 110L111 108H110V106L108 107L109 104H107L106 102L104 103V107L101 106V103L103 104V102H102L101 100H99V102H98V100L96 99L97 97H96V98L93 97L94 94L91 93ZM123 90H125V93L123 92ZM130 90H129V91H130ZM136 90H135V92H136ZM160 90H161V91H160ZM175 90H174V91H175ZM189 90H190V92H189ZM192 90H193V91H192ZM110 91H111V92H110ZM129 91H127V93H129ZM159 91H160V92H159ZM174 91H173V92H174ZM191 91L194 92V93H192ZM5 92H6V93H5ZM16 92H15V93H16ZM131 92H130V93H131ZM188 92H189L190 94H188ZM75 93H76V92H75ZM99 93H100V94H99ZM127 93H126V94H127ZM144 93H142V94L144 95ZM191 93H192V94H191ZM195 93H196V97H197L198 99H196V97H195ZM84 94H85V93H84ZM91 94H92L93 96H92ZM114 94H115V95H114ZM142 94H141V96H142ZM150 94H152V92H151ZM174 94H175V95H174ZM193 94H194V96L192 97ZM107 95H108V96H107ZM170 95H171V98H172V99L170 98ZM89 96H91V97H89ZM101 96H102L103 98H102ZM148 96H149V95H148ZM190 96H191L192 98H190ZM203 96H205V97H203ZM251 96H253V98H252ZM261 96H262V97H261ZM85 97H86V99H85ZM99 97H100V98H99ZM115 97H116V96H115ZM144 97H145V96H144ZM164 97H165V98L168 97V98H170L171 101L173 100V102L175 101V102H177V103L174 102L175 105H174V104H171V101H170L168 98H167L165 101H164V100H161V99H163ZM206 97L209 99V101H208V99H207ZM89 98H90V99H89ZM91 98H92V100H93V99H96V100H93V101H95V103H99L100 108H98V107H99L98 104H95L93 101H92L93 103L90 102ZM148 98L150 99L151 97H148ZM165 98H164V99H165ZM205 98H206V99H205ZM84 100H85V101H84ZM167 100L170 101V102L168 101L169 104H170L168 107H171V105H172V106H173L172 108H168L167 106H165V105L167 104V103H166ZM254 100H255V101H254ZM256 100H257L258 103L256 102ZM96 101H97V102H96ZM100 101H101V103H100ZM109 101H107V102H109ZM132 101H134V100H132ZM149 101H150V100H149ZM163 101H164V103H163ZM186 101H187L189 104H193V105L196 104V102H195V104H194V102H191V100H190V102H189L188 99H186ZM248 101H249V102H248ZM253 101H254V102H253ZM88 102H89V103H88ZM150 102H152V101H150ZM150 102H148V103L150 104ZM252 102H253V103H252ZM255 102H256V103H255ZM44 103H45V102H42L41 105L38 104V106L40 105L39 107L43 106V107H41V110H43V111H44V109L47 110V109H46L47 107L45 106V105H47V103H46V104H44ZM80 103H81V104H80ZM131 103H132V102H131ZM134 103H135V102H134ZM134 103L131 104V108H130L131 110H133V107L136 106V104L134 105ZM165 103H166V104H165ZM248 103H251V104H249V108H247V107H248ZM5 104H6V103H5ZM91 104H93V105H91ZM105 104H107V105H106V108H105ZM113 104H114L115 106H113ZM152 104H153V103H152ZM254 104H255V105H254ZM82 105H83L84 108L82 107ZM90 105H91V106H90ZM96 105H97V106H96ZM137 105H138V104H137ZM147 105H148V104H147ZM147 105L145 104V105H144L145 107H143V105H139V108H138V106H136V107L138 108L137 110H139V109L141 110V109H142L141 111H143V110H145V109L147 108V111H148V109H150V106H151V105H148V106H147ZM167 105H168V104H167ZM198 105H199V107H198ZM208 105L210 106V108H213V109H210ZM44 106H45L46 108H44ZM86 106H87V107H86ZM132 106H133V107H132ZM141 106H142L143 108H142ZM146 106H147V107H146ZM160 106H161V105H160ZM176 106H177V107H176ZM206 106H207V108H206ZM85 107H86V109H85ZM101 107H103L104 110L101 109ZM140 107H141V108H140ZM148 107H149V108H148ZM174 107H175V108H174ZM250 107H251V109H250ZM37 108H38V107H37ZM37 108H36V110H37ZM107 108H108V109H107ZM109 108H110V109H109ZM205 108H206L209 112H206L207 110L205 111ZM99 109H100V110H99ZM127 109H126V110H127ZM152 109H153V108H151V110H152ZM168 109H169V110H168ZM247 109H248V110H247ZM249 109H250V110H249ZM38 110H40V108H38ZM38 110H37V112H38ZM41 110H40V111H41ZM101 110H103V113H102ZM106 110H107V111H106ZM108 110H109V114H110V115H109L108 113H105V112H108ZM140 110H139V112H141ZM203 110L205 111L204 113H203ZM33 111H34V110H33ZM40 111H39V112H40ZM43 111H41L42 113H41V112H40V113L43 114V113L45 112V113H44V114H45L44 118H45V121L48 122V121H49L48 119H50L51 117L48 118V117L46 116V112H47V111H44V112H43ZM63 111H64V110H63ZM67 111H68L69 113H68V112H65V111H64V113L61 112V113H60V114H61V117L63 118V115H62V113H63V114H65L64 117H68V116H66V114H68V115H70L68 119H70V118H73V119H74L75 112H73V110H72V113H73V114H71V110H67ZM110 111H111V112H110ZM118 111H119V112H118ZM122 111H124V113H126V114L124 115V113H123V115H121L120 112H122ZM152 111H153V112L148 111L149 113L146 112V111H145V112L143 111V115H144L145 117L141 114L142 112L139 113V112L137 111L138 114H137V113H133V114L129 113V116H128V115L126 116L128 119L125 118V120L122 121V122H123V125H124L125 123H127L126 120H127L128 122H130V121L132 120L133 117H137V116H138L137 118H139V120H138V119H137V120L140 121V122H142L143 124H144V122H145L144 125L146 126V125L149 124L151 121L154 122V119H156L157 116H158L157 114H154V110H152ZM163 111H162V113H163ZM172 111H171V112H172ZM174 111H175V112H174ZM224 111H225L227 114H226ZM245 111H246V112H245ZM85 112H84V114H82V116H81L82 118L79 119L78 116L75 117V118H76L75 120H76V121L78 120L77 123L75 122V120H71V119H70V122L74 121L75 124H76L79 128H81L82 125H83V121H85L89 116H90V117L88 118L89 121H91V120L93 119L92 117H94V118L97 117V115L94 116L95 114L90 113V111H89L90 115L88 114V112H87V114H86ZM100 112H101L102 114H101ZM194 112H195V111H194ZM212 112H213V113H212ZM220 112H222V114H221ZM40 113L36 114V111H35V117L38 116V115L41 116ZM144 113H145V114H149V115L147 116V115H145ZM176 113H177V114H181V115H180L181 117H182V115H183L184 113H185L186 115L184 114L185 116L183 115V117L181 118V117H180L179 115H177ZM239 113H240V115H239ZM91 114H93V115H91ZM113 114H114V115L117 114V116H116V115H115V117H114V116H111V115H113ZM230 114H231V116H230ZM72 115H73V117H72ZM85 115H89V116L87 117V116H85ZM120 115H121L122 117H121ZM130 115H132V116L134 115V116H133L132 118L129 119ZM140 115L143 117V120H144L145 118H147V117H148V118L145 119L144 122H143V120L140 119V118H142ZM151 115H152V116H151ZM153 115H156V116L153 117ZM196 115H199V116H197V119H196V120H192V119H194V117L196 118ZM200 115H201V116H200ZM207 115L209 116V114H207ZM227 115H228V116H227ZM91 116H92V117H91ZM105 116H106V115H105ZM108 116H107V118H108ZM149 116H151L152 118L149 117ZM238 116H239L240 118H239ZM35 117H34V118H35ZM58 117H59L58 120H57V118H56V122H58V123H56V122L53 120V119H55V118L52 117L53 122L51 123V120L49 121V123H51V125H48L49 123L46 124L47 122L44 121V122H45L44 125H41V126L39 127V129L36 128L37 126L40 125V124H38L39 121H37V119L42 121L43 116H42V117H39V116H38V118H37L36 120H35V119L32 120V119H30V118H29V120H27L28 118L26 117V118H27V119H26V118L24 117V119H25L26 121H25V122H20V124L23 123L22 126H23V125L26 126V129H27V126H28V127H31L30 124H33V123H32V121H33L34 123L37 124V125H34V124H33V127L35 126L36 130H37V131L39 130V131H38L39 133H40V132L44 133V134L41 133V134H42V135H41V134H39L37 131H35V134L39 135V136H38V137H39L38 140H39V139L41 140L40 136L42 137L43 135L46 136V137L44 136L46 139L43 137V140H44V141L41 143V142H39L40 140H39V141L37 140V138H36V139L33 138V137H32V134L29 135L30 137L28 136V139H29V140L26 139V137H25V139H26L27 141H26V140H24V141H26V142L28 143V145H26V146H28V147H24V151H25V152L23 151V148H22V152H23L22 155H23V156H22V158H21V155H20V153H22V152H21V149H20L21 144H20V146H19V143H21V142L23 141V139H24V136H21V135H22V134H21V133H22L21 130H25V128H24V126H23L22 128H24V129H21V126H20V129H21V130L19 131V129H18V131L20 132V133H19L20 137H22L23 139H22V138L20 139L21 142H19L20 140L17 139L16 142H19L18 144L15 142V143L18 145V147H19L16 151H15V149L17 148V147H16L17 145H15L14 143H12V141H13L17 136H19V135L15 136L17 131H15V135H13V133H12V135L9 134L10 136H13V137L15 136V138H12V137H11V138H12V141L10 142L11 144H14V146L12 145L13 147H10V149H11V148H15L14 151L12 152V154H11V151H12L13 149H11V151H10V149H8V146H10V145H9L10 143L8 144V146H7V144L4 143V142H7V143L9 142L7 139H8L10 136L8 135L7 138L2 139V140L0 141V142H3V144L0 143L1 145H4V144L6 145L7 150H9L8 153H10V154H7V155H6L7 150H5L6 152L4 153V149H6V148L1 146V147H2V148H1L2 151H0V152H1V153H0V157H1L0 159H1V162H2V164H3V165H1V166H2L1 169L3 170V168H6L5 170L7 171V169L9 170V168L11 167V169L9 170L10 172H13V171H15V170L17 169V170H16V171H17L16 173H17L19 176H20V174H21L22 176L25 175V180H27V179H29V180H33V179H34V180H35V178H36V179H40L42 176L45 178V175H46V179H47V177H48L49 179H47V180H49V181H47V180H45V181H47V182H52V180H53L54 177H55L54 180H57L56 176H54L53 174L57 175L58 178H59V176H60V178H61V175H63V173H64V175H66V172H64L65 169L63 170V168H67V166H66V165H62V164H60L61 166H59V165H58V164L60 163L59 161H61L62 159H67V160H64V161L69 162V164H71V163H70V160L73 161V160L75 159L74 156H76V155L78 156L79 153H81V152L83 153V150H84V153H86L85 151H89V152H93V151L96 152V151H97V152H99L100 149H101L103 146L101 145V148H99V151H98V147H99L100 145H99V144H96V142H97V143H100V142H101V144L104 142V143L107 144L106 146H109V144H111V145L114 144V145H115V143H116V146H115L116 149H117V150H118V149L120 150V149H122V147H123V148L126 147V145H127V147H128V145H129V147H130V146H131L130 143H132V147L134 146L133 148H135V149H139L140 146H141V143H143L142 146L144 145V147H147V146H149V144H148L149 141H150V144H153V143H157V142H158V143H161V141L165 139V138H164V139L161 138L162 140H160V138H157L158 141L156 142V138H155L156 135L154 134V132L152 131V129H149V127L145 128L146 130H144V128H143L141 131H137L139 135H138V134L136 135V134H135L136 130H135V129H132L131 126L129 125V124H131L132 121H131L130 123L125 124V125H127V126H126L127 128H126L125 126H122V125H119V124H118V125H119V126H122V127L124 128V130H125L127 133H129V131H130V132H133V134H135V135L132 136V133H130L132 137H128V136H127L128 142H126V138H125V136H126V135H129V134H127L126 132H125L126 135L121 134L122 137L120 136V138L117 139L118 136H119V134H118L117 137H115V136L117 135V134H115V132H116V131L118 132L119 129H118V130L116 129V128H118V127L113 128V127H115L116 125H114V123H113L114 126H112V125H111L112 123H111V124L109 123V122H112V121H110L109 119H107L108 121H104V122L100 120L101 123L103 122L104 125H105V123H106L107 126H106V125H105V126L101 125V129H98V131H101L100 134H99V136L97 137V136L95 135L96 138H94V136H93V138H92V136H91V137L89 136V137L87 138L88 140L85 141V143H86V148H83V147H82V148H79V147H77V148H79V149L76 148L78 151H76L75 148L73 149V147L71 148L72 143H69V142L65 143V142H63V143H65V144H71V146H70V145H67V146H70V148H71L73 151H71L70 148H68L65 144L62 143V141H65V140H63V138H64L65 136H63V137H61V136L56 137V136H55V138H57V139H59V140L61 141V142H60L61 145H62V144H63V145H62V147H60L61 145L58 143L59 141H58V140L56 141V139H55L54 141H56V142H55L54 144L57 145V143H58V145H59V149H58V147L55 146L54 144H53V145L50 144L52 147H57L56 149L53 148V153H54V155H53L52 152H51V151H52V148L49 146V143L52 142V141H49V140H51V136H52V135L50 136V134H47L45 131L47 130V132H48V131H49L48 129H50V128H48V127H50V126H52V127L56 126V127H57V130L55 129V131H58V129L61 128V127L59 128L58 125H55V124H63V123H64V122H63V123H59V120H60V119L63 120V119L60 118V115H59ZM83 117H84V118H83ZM86 117H87V118H86ZM113 117H114V118H113ZM116 117H117V118H116ZM119 117H120V118H119ZM155 117H156V118H155ZM184 117H185V118H184ZM209 117L212 118L211 115H210ZM222 117H223V116H222ZM229 117H230V118H229ZM46 118H48V119H46ZM91 118H92V119H91ZM97 118H98V117H97ZM101 118H102V117H101ZM124 118H123V119H124ZM153 118H154V119H153ZM22 119H23V118H22ZM90 119H91V120H90ZM116 119H117V120H116ZM118 119H119V120H118ZM134 119H135V118H134ZM134 119H133V121H134ZM148 119H151V121H150V120L148 121ZM180 119H181V120H180ZM182 119H183V121H184V119H185V121L183 122ZM202 119H203V118H202ZM215 119H217V118H214V120H215ZM34 120L37 121V122H35ZM61 120H60V121H61ZM66 120H67V118H66ZM79 120H80V121H79ZM94 120H95V119H94ZM129 120H130V121H129ZM135 120H136V119H135ZM170 120H168V122L171 124V121H170ZM27 121H28V122L30 121L31 123H30V122L28 123ZM41 121H40L39 123H42ZM63 121H65V119H64ZM89 121H88V122H89ZM100 121H99V122H100ZM124 121H125V122H124ZM146 121H148L149 123L146 124ZM178 121H181L182 124H181L180 122H178ZM201 121H203V120H201ZM201 121H200V123H201ZM216 121H217V123H220V122H218L219 120H216ZM54 122H55V124H54ZM61 122H62V121H61ZM67 122H68V120L65 122V124H67ZM70 122H68V123H70ZM74 122H73V123H74ZM113 122H114V121H113ZM122 122H121V124H122ZM185 122H186V123H185ZM25 123H26V124H25ZM27 123H28L29 125H27ZM107 123H109V125H111L112 128H111V127L109 128V127H108L109 125H108ZM169 123H168L167 125H170ZM178 123H180V124H178ZM188 123H187V125H189ZM42 124H43V123H42ZM89 124H90V123H89ZM177 124H178V125H177ZM47 125H48V127H46ZM79 125H80V126H79ZM128 125H129V126H128ZM187 125H186V126H187ZM102 126H103V128H102ZM174 126L170 125V127H172L171 129H170L169 126H168V128H169L168 131L171 130V132L169 131L168 133H170V134L173 135V136H174V134H176V133L178 132V129H179V128L176 129ZM41 127H42V128H41ZM56 127H54V128H56ZM104 127H107V128H105V129H111V130H109V131L106 130V133H108V134H106V136L109 135L110 133H111V134H112V133L115 134V136H114L113 134H112L113 136L111 135V136L113 137L112 139H111L110 136H109V137H108V136H107V137H106V136H105V137L102 136L103 134L105 135V133L102 132V131L105 130ZM122 127H121V128H122ZM128 127H129V128H128ZM43 128H44V129H43ZM45 128H46V129H45ZM99 128H100V126H99ZM207 128L209 129V127H207ZM28 129H29V128H28ZM40 129H41V131H40ZM52 129H53V128H52ZM61 129H62V128H61ZM61 129H60L59 131H61ZM102 129H104V130H102ZM112 129H115V130L112 131ZM126 129H128V131H127ZM148 129L151 130V132H150V131H147ZM173 129H174V130L176 129V130L174 131ZM201 129H204V128H201ZM205 129H206V128H205ZM208 129H207V130H208ZM42 130H43V131H42ZM53 130H54V129H53ZM133 130H134L135 132H134ZM172 130H173V131H172ZM179 130H181V129H179ZM25 131H26V130H25ZM51 131H52V130L50 129V132H51ZM63 131H64V130H63ZM119 131H122V130H119ZM144 131H146V132H144ZM202 131H204V130H202ZM202 131H200V132H202ZM23 132H24V131H23ZM65 132H66V131H65ZM117 132H116V133H117ZM122 132L124 133V131H122ZM137 132H136V133H137ZM140 132H141V133H140ZM147 132H148V134H149V133H151V134H149V135L146 134V137H147V138H146V137L144 138V136H145L144 133H147ZM161 132H162V131L159 132V135H160ZM45 133H46L48 136H50V137L47 138V135H46ZM142 133H143V134H142ZM163 133H164V132H162V134H163ZM165 133H166V135L164 134L165 136H168V137L170 136V137H171L170 134L167 135V130L165 131ZM178 133H179V132H178ZM178 133H177V137H180L181 134H178ZM17 134H18V133H17ZM33 134H34V133H33ZM101 134H102V135H101ZM64 135H65V134H64ZM123 135H124V138H125V139L123 138ZM142 135H143V136H142ZM147 135H148V136H147ZM33 136H34V135H33ZM129 136H130V135H129ZM136 136H138V137H136ZM140 136H141V137H140ZM151 136H152V137H151ZM160 136H161V135H160ZM162 136H163V135H162ZM173 136H172V137H173ZM175 136H176V135H175ZM175 136H174V137H175ZM34 137H37V136H34ZM134 137H135V138H138V139H137V143L139 142V143H138V146L140 145L139 148H136V147H137V143H136V141H135L136 139H132V138H134ZM139 137L142 138V139H144V140H142V139L140 140ZM149 137H151V138L149 139ZM11 138H9V139L11 140ZM18 138H19V137H18ZM30 138H31L32 142H31ZM32 138H33V139H32ZM90 138H91V143L89 142V141H90ZM99 138H100V141H99ZM103 138H104V139L106 138V140L102 142L101 140H103ZM109 138H110L111 140H110ZM114 138H116V139H114ZM121 138H122L123 140H125L123 145H122L123 142H122V139H121ZM64 139H65V138H64ZM93 139H94V140H93ZM108 139H109V140H108ZM113 139H114V140H113ZM145 139H146V141H145ZM147 139H148L149 141H148ZM151 139L155 140V142H153V140H151ZM212 139L215 140V137H214V138L212 137ZM3 140H4V141H3ZM5 140H6V141H5ZM15 140H16V139H15ZM18 140H19V141H18ZM33 140H34V141H33ZM35 140H37V141H35ZM46 140H48V142H49V143L46 142V143L48 144L49 147H48L47 144L45 143ZM52 140H53V137H52ZM96 140H98L99 142L96 141ZM107 140H108V141H107ZM118 140H121V142H119ZM129 140H131L132 142H131V141L129 142ZM159 140H160V141H159ZM24 141H23L22 143L25 144ZM106 141H107V142H106ZM115 141H116V142H115ZM140 141H144V142H140ZM164 141H165V140H164ZM210 141H211V140H210ZM13 142H14V141H13ZM29 142H30V143H29ZM35 142H36V143L39 142V143L36 144ZM87 142L90 143V144H88ZM94 142H95V143H94ZM108 142H111V143H108ZM118 142H119L121 145H120ZM27 143H26V144H27ZM32 143L36 145V148H38V147L40 148V146L43 147V145L46 144V145H44L45 147H44L43 149H46V150H47V148H48V150H49L50 152L47 150L48 153H47L46 155H42V154H45V152H47V151L43 150V152H41V151H42V150H41L42 147H41V148L39 149V151L37 152V153H38L37 158H36V157L34 158L35 155L32 154V152H33V151L35 152V151H37V150H33V149H31V148H33V147L35 146V145H33ZM52 143H53V142H52ZM93 143L96 144V145L93 146V147H94L93 151H90V150H92V148H93V147L91 148L90 145L93 144ZM117 143H118V144H117ZM126 143H127V144H126ZM134 143H135L136 145H133ZM144 143H146V144H144ZM162 143H163V142H162ZM24 144H22V145L25 146ZM41 144H42V145H41ZM147 144H148V145H147ZM30 145H32V146H30ZM38 145H40V146H38ZM82 145H83V144H81L80 147H81ZM87 145H89L90 149H89V147H88V149H87ZM98 145H99V146H98ZM104 145H105V144H104ZM114 145H113V146H114ZM117 145H120V146H118L119 148L117 147ZM124 145H125V146H124ZM145 145H147V146H145ZM23 146H22V147H23ZM29 146H30V147H29ZM64 146L67 148V151H65V152H64V150H65L66 148H65ZM135 146H136V147H135ZM142 146H141V147H142ZM96 147H97V150H95ZM120 147H121V148H120ZM132 147H131L130 149H132ZM28 148H29V149H28ZM50 148H51V149H50ZM64 148H65V149H64ZM247 148H248V147H247ZM247 148H246V149H247ZM25 149H27V150H25ZM30 149L33 150L32 152L30 151V152H31V155H32V156L34 155L33 158H32V156H31V160H32L31 163L34 164V161H35V163L39 161L38 163H36V165H38V166H40V167L34 165V166H35V167H34L35 169L43 168V167L46 165L45 162H47V161L49 160V163L47 162V164L51 165L52 167L46 165V167H45L46 169L43 168L44 171L46 172V170H47V166L49 167L48 170H47L48 173L46 172L47 174H45V175L42 174V173H45L44 171H42V169H40V170L38 171V170H35L34 168H32L33 165H32L31 163H30L31 165H29L28 168H27L26 166L22 167V166L24 165V161H25V160H24V159H25V156H26L25 153H27ZM34 149H35V147H34ZM57 149H58V150H57ZM68 149H70V151H69ZM86 149H87V150H86ZM116 149H115V150H116ZM135 149H134V150H135ZM253 149H254V150H253ZM19 150H20V151H19ZM54 150H55V151H54ZM61 150H63V154H62V151H61ZM74 150H75V151H74ZM80 150H81V151H80ZM132 150H133V149H132ZM240 150H241V151H240ZM249 150H250V151H249ZM56 151H57V152H56ZM58 151H59V153H60V154H59V155H60V156H59V159H58V157H57V155H58ZM79 151H80V152H79ZM18 152H20L19 155H18ZM30 152L27 153V154H28V155H27L28 157L30 156ZM39 152L42 153V154H40V156H41L42 158L39 156ZM55 152L57 153L56 155H55ZM68 152H69V153H68ZM73 152H74V153H73ZM95 152H93V153H95ZM117 152H118V151H117ZM248 152H249V153H248ZM14 153H16V154H14ZM49 153H50V158H49V155H48ZM70 153H73V154H70ZM77 153H78V154H77ZM82 153H81L80 155H82ZM84 153H83V155H84ZM173 153H174V151H173ZM173 153H171V154H169V155L172 156ZM4 154H5V155H4ZM24 154H25V155H24ZM51 154H52V156H51ZM64 154H65V155H64ZM67 154H70L71 157H69ZM224 154H227V153H224ZM3 155H4V156H7V157H5V158L3 157V158H2ZM8 155H9V156L12 155V156L9 157ZM15 155H16V156H15ZM47 155H48V156H47ZM62 155H63V156H62ZM83 155H82V156H83ZM113 155H114V154H113ZM115 155L117 156V154H115ZM178 155H180V154H179V153L176 154V152H175V154L172 156L173 158H171V156H168L169 159L171 158V160L168 159L169 162H172L171 165H173V164H175V163H178L179 161H177V160H181L180 156H178ZM229 155H231V154H227V155H225L226 157L223 156L224 159H225V161H226V160H227V161H231L232 158L230 159V157H232V156L228 157ZM13 156H15L14 159H13V160H15V161H13V160H12V161H13L14 163H16V161H17V163H18V165L14 164V165H15V166H14L15 168L12 166V161H11V160L5 161L6 158H7V159H11V157L13 158ZM18 156H20V158H19ZM38 156H39V157H38ZM44 156H45V157H48V158L45 159ZM54 156H56V158H54V161H55V162H52L53 160L51 159V157L53 158ZM66 156H67V158H63V157H66ZM77 156H76V159H75L73 162L77 161V158H78V160H80V162H82V160H81L82 157H80V156L77 157ZM100 156H101V155H100ZM110 156H111V158H112V157H113V158L116 157V156H112V155H110ZM110 156H109V158H110ZM118 156H119V155H118ZM244 156H245V158H244ZM16 157H17V160L15 159ZM72 157H73V158H72ZM233 157H234V156H233ZM238 157H239V158H238ZM258 157H259V158H258ZM18 158H19V159H18ZM43 158H44V159H43ZM69 158H70V160H69ZM107 158H108V157H107ZM175 158H178V159H175ZM226 158H227V159H226ZM3 159H4V161H3ZM7 159H6V160H7ZM36 159H37L38 161H36ZM39 159H40V160H39ZM47 159H48V160H47ZM56 159H58V160H57L58 162L56 161ZM99 159H101V157H99ZM103 159H106V157H103L102 160H103ZM174 159H175L176 161H175ZM243 159H244V160H243ZM21 160H22L23 164H21L22 162L19 163ZM45 160H47V161H45ZM50 160H52V161H51V164H50ZM173 160L175 161V163H173V162H174ZM233 160H232V161H233ZM9 161H10V162H9ZM40 161H41V162L44 161L45 165H43L44 163H41ZM72 161H71V162H72ZM153 161L155 162V160H153ZM240 161H241V162H240ZM6 162H7V164H10V163H11V164L9 165V168H7L8 166H7V167H4V163H6ZM56 162H57V165L59 166V168H62V167H63V168L61 169V171H62L63 173H62L61 171H57V172H55V173H52V169H53V172H54L55 170H58V166H55L56 164L54 165V163H56ZM80 162L78 161L77 163H79V165H80ZM154 162H153V164H154ZM77 163L75 162L74 164L77 165ZM155 163H156V162H155ZM7 164H6V165H7ZM19 164H20V166H19ZM39 164H40V165H39ZM52 164H53L54 166H53ZM74 164H72V165H74ZM41 165H43V166H41ZM72 165H71V166H72ZM151 165H152V163H151ZM157 165H158V164L156 163V165H152V167L154 166L153 168H155ZM18 166H19V167H18ZM30 166H31V167H30ZM250 166H251V167H250ZM16 167H17V168H16ZM25 167H26V168H25ZM36 167H37V168H36ZM50 167H51V168H50ZM53 167H55V168H53ZM76 167H79V166L77 165ZM23 168H24V169H23ZM29 168H30V169H29ZM31 168L34 169L35 172H33V170H32ZM56 168H57V169H56ZM73 168L76 169L74 166H73ZM1 169H0V171H1V172H4V173H0V174H4V175H5V176L3 175L4 177H1V178H2V179L4 178V180H5V179H8V181L6 180L7 182L4 181L7 185L10 186V184H8V183H10V182H12V183H11V185H12V184L15 182V180H16V183H14V185H15V184H18L19 181H20L21 183L23 182V181H21V179L24 180V179H23L24 177L22 178V176H20V178H18L19 176H18L16 173H15V174H16V175H15L14 172H13V174L15 175V178H14V176L12 177V173H10V172L8 171L6 174H9L11 177L7 175V176H8V178H7V177H6V174H5L6 171H5V170L2 171ZM26 169H27V170H26ZM50 169H51V170H50ZM88 169H90V168H88ZM12 170H13V171H12ZM28 170H29L30 173H31V174L29 173V175H32V177L35 175L33 179H30V176H27V174H28L27 172H29ZM31 170H32V171H31ZM59 170H60V169H59ZM66 170H67V169H66ZM76 170H78V169H76ZM81 170H82V169H81ZM241 170H242V171H241ZM40 171H42V173H41ZM49 171H50L51 173H49ZM142 171H143V173H144V169H143V170L140 169L139 172L141 173ZM20 172H21V173H20ZM58 172H60L61 175H60V173H58ZM77 172H78V171H77ZM146 172H147V171H146ZM22 173H23V174H22ZM34 173H35V174H34ZM38 173H40L41 175H39ZM56 173H58V174H56ZM143 173H142V174H143ZM33 174H34V175H33ZM48 174H52V176H54V177L52 178L51 181H50V175L48 176ZM64 175H63V177H64ZM52 176H51V177H52ZM32 177H31V178H32ZM12 178H13V181H12ZM17 178H18V179H17ZM60 178H59V179H60ZM9 179H10V181H9ZM254 179H255V180H254ZM258 179H259V180H258ZM18 180H19V181H18ZM25 180H24V181H25ZM43 180H44V179H43ZM5 183H4V184H5ZM19 184H20V183H19ZM66 184H67V186H68L69 188H70V186H72L70 189L68 188V189L70 190V192H68V193H69V196L66 195V194H68V193L66 192V191H67V187L65 186ZM66 184L64 185V187L66 188V190H64V189H65L64 187H60V186L58 187V186H57V188L59 189L58 192H57V191H56V190H57L56 187H55L56 189L53 188V190H52V189L49 190V188L47 187V188H45V192H44V188H43V192H44V193L42 192V190H40L41 193H38L37 190H35V191L26 190L25 193H24L23 190H25V189H26L25 187H27V186H24V189H21L20 187H18V185L15 186V188L17 187V189L20 188V190H18V191H17V189H16V194L13 195V196L15 197V199H18V200H19L20 198H17V197H20V196H21L20 202H21V200L24 199V201H23L24 203H25V201H27V199H28V201L31 200V201L28 203L29 208L35 206L34 210H35V212H36L35 214H37V217L40 218V217H39V214H41V217L44 218V220H42V222H40L41 224H45V225H47V222H49V223H48V226H49L50 222L53 220L51 226H49V227H48V226H47V227L45 226V227L47 228V230L44 231V232H43L42 230H45V229H46L45 227H44V229H42L40 232H39V229H38V228L35 229L36 231H34V229L32 230V231H34L35 233L37 232V234L40 233L41 236H42L41 238L39 237L40 239L38 238L37 242H35V243H37V245H36L35 243H33V246H34V244H35V245L38 247V249L36 248V246H34V247H29V246H32V244H31V245L29 244V246H28L29 248L25 247L26 249H29V250L26 251V249H25L24 252H23V254H22L23 256H25L24 254H26L25 251H26V252H28V251L31 252V251H32V252H33V253L31 252V253L33 254L32 259L34 260L36 254L39 252V253L37 254V256H38V255H40V256H39L38 258L36 257V260H35V261H37V259H42V260H44V262L41 263V264H45V263H46V264H47V263H48V264H52V263L54 264V263H55V260H59V262H61L60 259H61V258H62V259L64 258V257H62L63 255H64L65 257H67L66 254H67V253L70 254L69 252H73L75 249H76V250H75L76 252H78V251L81 252V250H78V249H81V248L83 249V247H84L83 251H85V252H83V251H82V252L85 253V254H86V249H85V248H89V247H90L89 249L93 250L94 243H92V242H94L93 240H95L96 237L94 238V236L90 235V233H88L89 230H87L86 227H84L83 225H82L83 227H81V225H80V218H78V217H79V214H78L79 211L74 210V211H77L76 214H75V213L73 212V210H72V208L74 207V204H75V202H76V199H77L76 197H77V196L75 197V201L72 203L71 201H73L74 198H72L71 195H74V193H77V188L79 189V187L76 186V185L74 184V185L76 186V188H75V187L73 186V184L71 185V183H69L68 181H66ZM14 185H12V186H14ZM21 185H22V188H23V184H21ZM21 185H20V186H21ZM69 185H70V186H69ZM15 188H14V189H15ZM62 188H64V189H62ZM72 188L74 189L75 192H73V189H72ZM28 189H29V188H28ZM46 189H47V190H46ZM60 189H61L62 191H60ZM71 189H72V190H71ZM75 189H76V190H75ZM262 189H263V188H262ZM21 190H22V191H21ZM46 191L51 192V193H48V192H46ZM52 191H53V193H52ZM54 191L57 192L56 195L54 194ZM71 191H72V192H71ZM17 192L20 193V195H19ZM22 192H23V193H22ZM36 192H37V193H36ZM60 192H61V194L63 195L62 197L64 198V200H63L62 197H61V198L59 197L60 200H61V202H59L60 200H59V201L56 200V199H58V196H59V193H60ZM62 192H63V193L66 192V193L63 194ZM14 193H15V191H14ZM14 193H13V194H14ZM26 193H27V195H26ZM32 193H33V194H32ZM34 193H35V195H34ZM42 193L45 194V195L48 194L49 196L45 197V195H42ZM21 194H25V196H24V195H21ZM30 194H32V195H30ZM51 194H53V195H54L55 197H57V198L55 199V197H54L53 195L51 196ZM61 194H60V196H61ZM70 194H71V195H70ZM251 194H252V193H251ZM251 194L247 197V199L250 200V201L252 202V204L254 203L253 205H255V204L257 203V202H255V201L257 200V198H256V199L253 198V196H252ZM7 195L10 197L12 194H7ZM16 195H19V196H16ZM40 195H41V196H40ZM75 195H76V194H75ZM38 196L43 197V200H42V198H40V197H38ZM50 196L53 197L54 200L57 201V203H58V204H57L58 206L56 207V209L58 208V210L61 211V212H58V210H57V216L59 215V213H60V215H61V216L59 215V217H57L56 215H55V216L53 215V214H56V212H54L55 209H50V210H52L51 213H50V210H49V209H48L49 211L46 209L47 206H48V208L52 207V206L49 207V205H51V204L53 203V201H54V200H52L53 198H51ZM251 196H252V197H251ZM25 197H26V199H25ZM28 197H29V198H28ZM31 197H32V198H31ZM37 197H38L39 199H38ZM68 197H69V198H68ZM249 197H250V199H249ZM35 198L38 199V200H36ZM44 198H46V199H44ZM48 198H49V199H48ZM65 198H67V199H65ZM70 198H72V199H70ZM34 199H35V201H34V203L31 205L30 203H31ZM50 199H51V200H50ZM69 199H70V203H72L73 206H72V204H71V205H68L69 208H70V209H69V208L67 207V204H68V203H67V202H66V203L64 202V203L66 204V207H67L66 210L68 209V210H67L68 212L64 209V214L67 212L66 215H65V216H66V219H68L67 216H68V215L70 216V214H71V217H69L68 221L71 219L70 221H72V222L65 223V222H64V221H65V220H64V217H62V215H63V214H62V212H63L62 208H65V204L63 203V201H67V200H69ZM251 199H252V200H251ZM8 200H9V199H8ZM18 200H16L17 203H14L13 200H12V202H13V203H12L11 200H10V201H7V199H6V201H3L5 204H2V205H1V203H0V210H2V212L0 211V216L3 217L2 219H0V224L4 226V221H5V224L7 225V223H8V226H9V224L11 223V224H10V227H8V226L5 225V228H2L3 226L0 225V226H1V227H0V231H1V232H0L1 234H0V235H2V237H0V242L2 243V245H1V243H0V250H1V254L4 253L3 255L6 256V257H5V259H6V260H5V261H6V264L9 263L10 260L13 261L12 259H15V258H14V257L11 258V259L8 258V257H11L12 255H11L10 253H9V256L6 255L5 253H7L8 250L4 251L3 249L8 248V246H5V245H6V244H7V245H8V244H11V240L13 241V239H14V242H15V241H16V238H17V237H18V238L20 237V235L22 234L21 231H23V228H22V230H21V226H23V224H24V223L22 224V222H25L23 219H21L22 217H21V218L19 217L20 215L18 216L17 213H14V214L17 215V216H15L14 214H12V215H14V217H15L16 219H15L14 217H12V215L10 214V213H13V207H11V208H12V209H11L10 206H14V205H15V207H17V205H18V207L21 208V205H24L22 202H21V205L18 204V203H20ZM41 200H42L43 202H42ZM49 200H50V201H49ZM62 200H63V201H62ZM245 200H246V199H245ZM248 200H246V201H248ZM47 201H48L49 203L52 201V203H50L49 205H47V204H45V203H47ZM3 202H2V203H3ZM35 202H37V203H35ZM38 202H40V203L42 202V205H43V206H41L40 203H38ZM68 202H69V201H68ZM6 203H7V204H6ZM9 203L12 204V205H10ZM59 203H60V204L63 203L62 205H63L64 207H61L62 205L60 206ZM70 203H69V204H70ZM34 204H37V207H36V205H34ZM3 205H4L5 208H8V210L11 211V212L7 211V209L5 210V208H3ZM7 205H8V207H6ZM38 205H40L41 209H42V207H43V210H41L40 207H38ZM54 205H55V203H54ZM24 206H25V205H24ZM24 206H22V207H24ZM55 206H56V205H55ZM59 206H60L61 210H60ZM70 206H71V207H70ZM18 207H17V208H18ZM25 207H27V204H26ZM75 207H76V205H75ZM75 207H74V209H75ZM2 208H3L4 210H3ZM9 208H10V209H9ZM27 208H28V207H27ZM27 208H24V209H27ZM38 208H39L40 210H39ZM76 209H77V208H76ZM46 210H47V212H49V213H47ZM69 210H71L72 212L69 211ZM5 211L7 212V214L5 213ZM65 211H66V212H65ZM69 212H70V214H69ZM1 213H2V214H1ZM42 213H43L44 215H43ZM52 213H53V214H52ZM5 214H6V215H5ZM8 214H9V215H8ZM47 214H48V216L51 215V219H47L48 216H47V217L45 216V215H47ZM77 214H78V215H77ZM4 215H5V216H4ZM10 215H11V216H10ZM42 215H43V216H42ZM52 215H53V216H52ZM72 215L74 216V218H75L76 215H77V216H76V218L74 219V218L72 217ZM6 216H7V218H8V219L6 218V220H8V221L3 220ZM8 216H9V217H8ZM10 217H11V218H10ZM45 217H46V218H45ZM52 217H53V218L56 217V218H55L56 221H57V220L61 221L62 224H64L63 227H62V224H61L59 221H57V223H56V221H55ZM0 218H1V217H0ZM9 218H10L11 220H12V218H13V221H14V222L11 221V222L9 223V221H10ZM18 218H20V219H18ZM49 218H50V217H49ZM59 218H60V219H59ZM14 219H15V220H17V219H18V220H22V222L20 221L21 224L18 225V222L15 223V220H14ZM62 219H63V221H62ZM18 220H17V221H18ZM49 220H51V221H49ZM75 220H77V221L75 222ZM2 221H3V222H2ZM54 221H55V222H54ZM1 222H2V223H1ZM74 222H75V223H74ZM14 223H15L14 226H17V225H18L17 227L20 226V227H19L20 229H18V232L21 233V234H19V233L17 232V228L12 227V225H13ZM76 223H78V224L76 225ZM53 224H54V225H53ZM56 224H57V229H56ZM59 224H61V227H62V228H60V225H59ZM65 224H66V226H65ZM67 224H68L69 226H70V224H72V225L75 224L76 226H79V225H80V226H79L80 228L78 227L79 230H76V229H78V228H75L74 225H73V226H72V225L70 226V227H71V231H73L74 229H75V232L78 231V232H76V235H73V234H75V232H71V233H69V232H70V228H69V226H68ZM54 226H55V227H54ZM65 227H67V228L69 229V231H68ZM73 227H74V229H73ZM1 228H2V229H5L6 231H5V230H2ZM8 228H9V229H8ZM12 228H13L14 230H13ZM52 228H53L54 230H52ZM59 228H60V229H59ZM87 228H88V227H87ZM7 229L10 231V232H9L10 235L12 234L11 232H13V231H15V232L18 233V234H15V232H13V234L11 235L12 237H10L9 234H7V233H8V230H7ZM49 229H51V231H50ZM62 229H65V230H66V233H65V231H63ZM72 229H73V230H72ZM80 229H81L83 232H82ZM89 229H90V228H89ZM20 230H21V231H20ZM55 230H60L59 233H60L61 235H62V234H63V235L65 234V235H64L65 238H64L63 235H62V236L59 235V233H58L59 238L56 237V236H58V235H55V234H57V233H56L57 231H55ZM84 230L86 231L85 234H84ZM3 231H4V232H3ZM47 231H49V232H47ZM52 231H53V233H52ZM61 231H62V232H61ZM2 232H3V234H2ZM5 232H6V233H5ZM54 232H55V234H54ZM80 232L82 233V235L80 234ZM48 233H49L50 236H48ZM68 233H69V234H68ZM78 234H80L81 236H86V234H88V235L86 236V238L84 237V238H85V239H84L83 237L79 236ZM83 234H84V235H83ZM7 235L10 237L9 239H8V236H7ZM14 235H15V236L18 235V236L15 237ZM45 235H47L49 238H50V237H52V238L54 237V238H53V240H52V238H50V239H51V241H50V239L48 240L47 236H45ZM51 235H52V236H51ZM54 235H55V236H54ZM69 235H72V236H69ZM6 236H7V239H6ZM73 236H74L75 238H74ZM90 236H92V237H90ZM3 237L6 239V241H5V239H4ZM13 237H14V238H13ZM43 237H44L45 239H44ZM61 237H62L63 239H66L65 241H68L70 244H69V243H66V244H65V243H64L65 241H63V239H62ZM67 237H70V239L68 238L69 240H67ZM2 238H3L4 240H2ZM11 238H13V239H11ZM42 238H43V239H42ZM46 238H47V239H46ZM55 238H56V240H58V239H59V240L56 241V240H54ZM57 238H58V239H57ZM73 238H74V240H77V242L79 241V243H77L76 241H74ZM90 238L93 239V240H90ZM1 240H2V241H1ZM8 240H10V241H8ZM39 240H40V241H39ZM42 240L45 241V242H42ZM47 240H48V241H47ZM71 240H73V241H71ZM80 240H81V241H82V240H84V241L89 240V242H90V241H91V242L89 243V242L87 241V242H88V244H87V242H81ZM4 241H5V242H4ZM38 241H39L40 243L42 242L43 245H45V246H42V245L38 244ZM52 241H53V242H52ZM54 241H55L57 244L59 243V244H58L59 247H57V250H58V251H57L56 248H55L57 244H56V243H55L56 245L53 244ZM59 241H61V242H59ZM70 241H71V242H70ZM9 242H10V243H9ZM49 242H50V243H49ZM74 242H75V243H74ZM42 243H41V244H42ZM51 243H52V244H51ZM60 243H62V245H64V248H63V249H62V247H63L62 245H61L62 247L60 248ZM73 243H74L75 245H76V243H77V244H80V243H81V245H78L80 248H79V247H76L77 245L75 246ZM82 243H83L84 246L82 245ZM91 243L93 244V245H92L93 247L91 246ZM4 244H5V245H4ZM85 244H86V247H85ZM39 245H40V246H39ZM47 245H48V248H46ZM51 245H52V246H51ZM58 245H57V246H58ZM66 245H68V246L71 245L70 247H72V245H73V246L76 247V248L73 247V250H72V248H70V249H69L68 247L66 248V247H65ZM3 246H5V247L3 248ZM53 246H54V247H53ZM82 246H83V247H82ZM88 246H89V247H88ZM40 247L43 248V250L41 249V254H40V251H38V250H40V249H39ZM44 247H45L46 249H48L50 252H48V250H46ZM2 248H3V249H2ZM32 248H35V250H36V249H37V250H36V251H33L34 249H32ZM54 248H55V249H54ZM30 249H31V250H30ZM50 249H51V250H50ZM53 249H54V250H53ZM61 249H62V251L60 252L59 250H61ZM68 249H69V250H68ZM2 250H3V251H2ZM45 250H46V251H45ZM64 250H65V251L67 250V251L65 252L66 254L63 253ZM70 250H71V251H70ZM37 251H38V252H37ZM43 251H44V252H43ZM54 251H56V253H55ZM75 251H74L72 254H70V257H71V255H72V256H73L74 254L76 255V252H75ZM87 251H88V249H87ZM45 252H47L46 254H47V256L50 258V263H49V261H47V260H49V258L47 259L46 254L43 255ZM51 252H52V253H51ZM57 252L59 253L60 256H59V255H56ZM90 252H92V251L89 250L88 253H90ZM93 252H94V250H93ZM93 252L90 253V254L93 255ZM35 253H36V254H35ZM48 253H51V254H52V255L49 254V255H51V257L48 255ZM53 253H55V255H54ZM61 253H63V254L61 255ZM88 253H87V254H88ZM1 254H0V256H1ZM27 254L29 255L30 253L28 252ZM27 254H26V256H27ZM81 254H82V253H79V256H80ZM94 254H95V253H94ZM3 255H2V256H3ZM10 255H11V256H10ZM22 255H21V256H18L17 258H19V257L24 258V260L21 259V261L23 262V264H26V261H28L29 259H31V258H29V257L32 256V255L27 256V259H26V258H25L26 256H25V257H22ZM41 255H42V256H41ZM53 255H54L55 257H54ZM77 255H78V254H77ZM83 255H84V254H83ZM83 255H82V256H83ZM88 255H89V254H88ZM88 255H84V256L86 257V258H84V259H86L85 261H87V260L89 259V258L87 257ZM4 256H3V257H4ZM43 256H45L44 258H46V259H44ZM57 256H59L60 259H59ZM79 256H78V257H79ZM82 256H80V257H82ZM3 257H2L1 260H0V263H1V264H5V261H4V258H3ZM41 257H42V258H41ZM68 257H69V256H68ZM89 257H91V256H89ZM17 258H16V259H17ZM28 258H29V259H28ZM51 258H54V259H51ZM57 258H58V259H57ZM91 258H92V257H91ZM7 259H8V260H7ZM9 259H10V260H9ZM16 259H15L16 262L20 261V258L18 259V261H17ZM25 259H26V260H25ZM64 259H65V258H64ZM2 260H3L4 262H3ZM51 260H52V263H51ZM90 260H91V259H90ZM15 261H13V263H14ZM21 261H20L19 263H22ZM30 261H32V260H29V261H28L29 264H32V262L30 263ZM46 261H47V262H46ZM63 261H64V260H62V262H63ZM39 262H41V260H39V261H38L37 263H35V264H39ZM11 263H12V262H11ZM19 263H18V264H19ZM9 264H10V263H9ZM14 264H15V263H14ZM27 264H28V263H27ZM33 264H34V261H33ZM56 264H58L57 261H56ZM60 264H62V263H60ZM87 264H88V262H87ZM90 264H92V262H91ZM93 264H96V263L93 262Z\"/></svg>","mask_w":264,"mask_h":264}]
</instances>
